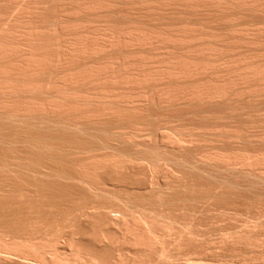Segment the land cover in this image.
<instances>
[{"label": "bare ground", "instance_id": "obj_1", "mask_svg": "<svg viewBox=\"0 0 264 264\" xmlns=\"http://www.w3.org/2000/svg\"><path fill=\"white\" fill-rule=\"evenodd\" d=\"M133 1L131 2V0H130L129 1L130 4H129L128 2L125 3V2H122L119 0V4H120V2H122L124 4L123 6L125 7V9L127 8L126 6H129L128 9H130L131 7L133 9V6L135 5L133 3ZM137 1H139V0H137ZM137 1H135V3ZM140 1L143 2V0H140ZM146 1L147 0H145V3L143 2L142 6L140 4L141 2L140 3L137 2L138 3V4L136 3L137 7H136V5L134 7L137 8V11L139 9L142 10L141 8L143 6L147 7L145 9H147L149 13H147V11L146 12L141 11L144 14L143 13L140 14V10L138 12H136V11H133L131 9L130 10L126 9V11L127 10L129 12L132 11V13L130 12V14H128L129 13L128 11H127L128 13H126V11H124V13L120 12V10L123 11L125 9L121 8V7H123L122 5L120 6V9H119V7H118L119 5H117V3H118L117 0H0V108H1V110H0V199L5 197L4 194H6V193L7 194L9 193L8 197L11 198V199H8V201H9L8 203H7V201H5V202L3 201V199L6 200L5 198L0 200V207L1 208L3 205L6 206V203L8 205L10 203V201L12 202V203H10V205L13 204L12 205L13 208H14V204L20 203L21 200L19 197L22 195V191H23L22 188L23 187H24L23 188L24 191H26V189L32 190L33 188H31V187H35V189L36 188L37 189L38 188L43 189L46 187L48 189L50 187H53L55 190H57L56 188L61 189V192L63 189H65V190H69V194H71V193L74 194V191H79V193H75V194H81L83 197H85L84 195H88L87 193L90 191V192H93L90 195V198H91L92 194L93 195L95 194L94 196H96L100 193V192L98 193V191L100 189L98 190V188H97L100 186V182L103 184L105 182L109 183L108 181L110 179V181H113V183L115 182L116 185H113V183L111 182L113 185V188H115L117 186V182H116L117 180L119 182L122 180L124 181V179H125L124 178L125 175L123 176L124 173H127V171H129L130 174H132V172L136 171L133 169L134 171L132 170V172H131L132 162H133V164L135 163V164L139 165V166H137V167H139L137 169V171H140L139 169H140V166H142V164H143V166L144 165L148 166V165H150L149 161H151V162H153V166H156L160 160H161V162L163 161L162 162L163 164L161 163V165H163V166L165 165L168 167V165L172 163L171 166H173V164H174V166L179 167V168H176L174 166H173V168L168 167L171 170H169L166 167L168 169L167 170L165 168V170H167V172L172 171V169L174 171V168H175V169H177V171H179V173L187 171L186 173L188 174L189 172H191L192 174L190 173V175H192V176H190L188 174L190 176V178L191 177L193 178V174H194L195 178L197 176L198 177L200 176V178L203 177L205 179H209L207 181L209 182L210 186L208 185V182H207L206 187L209 186L210 189L212 188L211 191L213 193L215 192L216 195L221 190H223V189L226 190V188L229 190V188H232V187H235L236 189L238 188L239 190L247 191L246 192L247 195H248V191L250 193L251 191H253V189L256 190V188L264 190V108H263L264 106L262 105L264 103V100L262 99L264 97V93H262V92H264V90H259L261 92L258 93V89H262L263 85H264L262 83V79L264 80V63H260V61L256 62L257 61L256 56H255V60L253 58L254 57L253 54L257 55L258 52H261V51H259L261 49V45H260L261 43L259 44V42L262 41V39H264V34L263 35L260 34L261 32L264 31V0H224L223 4L224 5L226 4V6L228 8H233V10H234L233 13L237 12V10H238L237 13H239V15L242 14L244 16L243 17L240 15V17H242V19L244 21H241L242 19L239 17V19H237V20L238 21L240 20L241 23L233 24V26L238 25L240 27H243L244 29L241 28V32L243 30L244 31H246L248 29L250 30V31L248 30V32H249L248 34L244 31H243L244 33H242V34H244V36L246 34L248 35V36H245L244 39L249 38L248 40H251V41L246 40L245 42H247V44L249 42L251 45L253 43V45L255 46L256 45L255 42L257 41L256 43L260 45L259 48L254 47V49H256V48L258 49V50L256 49L257 51H255L252 48V46H251V48L254 51H251L252 49L248 50V49H250V48H248V47H250L249 46L250 44L248 45V47H247L248 49H246V51L244 50L246 46L243 48L241 47L242 50H244L245 52L243 51V55H241V53L238 54V55H240V57L244 56L245 53H248V54L252 55L253 57L250 56V57H252V60L248 59V57L245 58L246 55H248V54H246L243 58H239L238 61L241 64H239V65L236 64L237 66L236 65H234V66L229 65L228 66V64H232L231 62H233L235 60L228 58L230 56L228 53H226V49H227L226 47L227 46L230 47V45H229L230 43H228L226 46V43L228 42V38L230 39L232 37V36L230 37V35L232 34V32L235 31V30L234 31L232 30L231 25H230V31L231 30L232 31H231L230 35H229V33L226 34V32L224 35H221L222 37L227 35L226 36L227 42L225 41V44L223 41L224 38L222 39V41H223V43H222V41L220 39V37H221L220 35L217 36V34L216 35L213 34V36H212V34L210 33L211 34L210 36H212V37H216V36L219 37L220 41H216L215 39H218V38L216 37L213 39L211 37V40H210L209 39L210 38L209 33H208L207 36L209 38L206 36L207 39H209L208 41H210L212 43L215 41L216 43L215 42L214 43H215V47L217 49L214 47V43L212 45V43L209 42V44L207 45V43L205 42V44H204V42H202L203 41L202 40L201 42L205 46L207 45L210 47V48L207 47V49H206V47L203 44H200V42H199L201 40L200 37L202 35L205 36L206 32L204 33L203 31H201L202 32L201 33L200 28L199 29L195 28L196 27L195 23L197 25L198 22H194L193 26H195V27H193L190 22H192L194 19L192 21H188V20H190V18H188V19L185 18V19H183L185 21V23H187V21H188V23L191 24L190 25L187 23V24H185L186 25L185 26L183 23L184 21L181 19V15L182 14L185 15L184 13H186V12H182V10L180 9L182 6H179V5H182V3L184 5L189 0L188 1L185 0L186 2L184 0H181L182 2L180 0H178V2H176L177 4L172 3V5L174 6V9L176 10L178 8L177 5H178L179 1L181 2V4L178 5L179 6L178 11H175V12L172 10L173 6L171 4H170L171 6L169 4H168L169 5L168 7L165 6L166 3L169 2V0H167V1L163 0L165 3H162L163 4L162 6L157 5L160 13H161L160 9H163V10L166 9L164 14L162 12V14H163L162 18H164V16L167 15V11L171 12V10H172L173 13L175 14V16H178L177 13L180 12V14H181V15L179 14L180 18L178 17L177 20H181V22L183 21L182 22L183 26H185L183 28H185V30L188 28L187 26H191L189 30L191 31V28L193 27L192 32L194 35H197L199 32L202 34V35L200 34L201 36H199V34L197 36H195L194 40H196V38L199 37L200 40L198 41V38H197L196 44H200L199 46H201V47L203 45L205 47L206 51H209V49H211V45H212V47H214V49L216 51L220 50L222 54L225 51L224 54H225L226 58H228L229 60L231 59V60L230 61L227 59H226V61L223 60V62L220 63V65L223 64L222 65L223 67H220L219 62L222 61L223 57H225V56L222 55L223 56L222 58H219L220 56L217 57L218 56L216 54L217 52L214 51V49H211V50H213L215 53L212 52L213 54H211V53L209 54V52H208V53H206L207 54L206 55L203 53L204 47L201 48L203 50V52L201 50H199V51H201L199 54L200 55L199 57L201 60H203V62L202 61L201 62L204 64L200 65L199 63L194 62V59H198V57H197L198 55H196L197 52L194 53L197 49H195L194 46L191 48L190 44L193 42V41H191L192 38H190L191 40L188 38L189 41H191V42H189L187 39L188 36L186 38H183L185 35H183V37H182V35L179 34V33H181L180 30H182V33L186 32L185 30L183 31L182 27H181V29L178 30L179 24L181 23L180 21L176 20L177 22L175 21L174 24L172 22L171 23L169 22V24H171V25H169V27L170 26L171 27L176 26L175 28L170 27L171 28L170 31H169V28L167 27L168 23H166V24L164 23L165 24L164 26H161L163 24V23H161L159 25V29H158V25L155 26V27H157L158 31H156L155 30L156 28L154 27L155 28L154 30L158 34L159 30H160V32L163 30V29L161 30L160 27L163 28L167 25L166 27L168 29H166V27H165V29H166L165 33H166V31H169L171 36L172 35L175 36L173 34L174 32L173 33L171 32L172 29L178 30L179 33L177 36H179V35L180 36H179V38L177 36H175L177 39L176 38L173 39L174 38L173 36H172L173 38L169 39L168 32L166 33V34H168L167 35L168 38H167L164 35V30L161 32L163 34L159 33L162 35L160 37H156V34L154 36L151 32L147 31V30H150V29H147L148 27L150 28V25L148 24V22L147 23L144 22L145 24H148V27H147V25H143L144 23L142 20L145 18L146 15L148 17L147 19H154V15H153L154 11H152L153 7L151 6L152 7L151 8L149 4L150 3L154 4V1H157V0H151L152 2L150 0H148V1H150V3H148V1L146 3ZM158 1H161V0H158ZM163 1H161V2H163ZM174 1H177V0H173L171 2H174ZM197 1L200 2V0H197ZM197 1H193L195 3V4L194 3L193 4L196 6H199V5H197ZM204 1L205 0H202V2H200L198 4L204 5L206 3ZM206 1H208V0H206ZM212 1L210 0L206 3V5L204 6L206 8H205V10L203 9L204 10L203 14H205L206 10H207L206 13H209V11L211 12L212 7H214V6H211V5H213L211 3H215V5H217V7H220V4H221V7L223 6V4H222L223 0L222 1L219 0L221 3L218 1L217 4H216L217 1L216 2H214L215 0L213 2ZM161 2H156V3L161 4ZM171 2H169V3H171ZM209 2H211V3H209ZM191 3H192V1H191ZM191 3L189 2L188 4H191ZM125 4H126V6H125ZM139 4H140V7H139ZM147 4L149 6H146ZM188 4L186 3L184 6H187L186 8L190 9L191 5H192V8L194 7L193 10L191 9V10L187 11V10H185L186 9L185 8L183 11H187V13L190 11L188 14H190L193 11L191 13V15H193V13L195 15L196 12L198 11L197 9H199V8H197L193 4H191L190 8H189ZM207 4L209 7L211 6V8L207 9L208 8ZM203 5H201V6L203 7ZM163 6H165V7H163ZM226 6H224V8H223L224 13H226L228 10H229V14L232 13L233 10L228 9ZM115 7H118V8H115ZM144 7H143V10H145ZM169 7H171L172 9ZM195 7H196V9H195ZM202 7H200V9H202ZM150 8L152 10H150ZM183 8L184 7H182V9ZM226 8L228 9L227 11H226ZM158 9H156L155 11L158 12ZM168 9H170V10H168ZM200 9L198 12H200V13H201V11L203 12V10L200 11ZM214 9H213L214 12H216L215 14H217L218 12H219L218 15L224 14L222 12L221 8H219L220 11H219V9L217 10V8H215V7H214ZM179 10H181V11H179ZM195 10H197V11L195 12ZM213 10H212V12H213ZM116 11H118L117 16L114 15V14H117ZM133 12H135V13H133ZM170 12H168V14L173 15V13L172 12L170 13ZM220 12H222V13H220ZM137 13L140 16L145 15L141 20V22L143 24L140 23L141 17ZM145 13H147V14H145ZM158 13H157V15L159 16ZM122 14L124 16L126 14L127 17H128V15L129 16L131 15L132 17L131 16L128 18L125 17L127 19V21H126V19H123L124 21L122 20L120 22L122 17L124 18V16H122V17L120 16ZM150 14H151V16H150ZM188 14L186 15V17L188 16ZM229 14L227 13L224 15H220V16H225V15L227 16L228 15L227 17L226 16L223 17V19H226V21L224 20L226 23H228V22L230 23L231 20H229V19H233V20L235 19L236 20V17H234L235 14L230 15L231 18H229ZM244 14L249 15L250 17H248V16L247 17L250 18L251 20H248L245 22L244 18L246 16ZM191 15H189V16H191ZM114 16H116V17L119 16L118 18L121 17V19L120 20L117 19L118 20L117 21L115 19L116 17L114 18ZM133 16H134V18L138 17V19H134L136 21H134L132 19L133 20V23H132V20L130 21V19L133 18ZM158 16H157V19L161 18V14H160V17H158ZM235 16H237V18H238V15H235ZM227 18H229L228 19L229 21L227 20ZM233 20H232V22H233ZM246 20H247V18H246ZM171 21H172V19H171ZM116 22H117L116 25H118L120 23H125V22H128V24L130 22V24H129V26L127 23L125 24L126 26L123 24V26L125 27V28L123 27V29H122V24H121L120 25L121 29H118L120 26L116 27V25H115ZM134 23L141 26V27L139 26L140 28L138 27L139 30L137 29V26L134 25ZM236 23H238V22H236ZM131 24H132V26H130ZM175 24H177L178 27ZM155 25H156V23H155ZM133 26L136 28L134 29ZM210 26H211V24H210ZM144 27L145 28L147 27L146 28L147 30ZM222 28H224V27L222 26ZM193 29H194V31H196V33H194ZM219 29L217 28L218 31H219ZM143 30H145V31H143ZM205 30H207V29H205ZM227 30H228V28H227ZM251 30H253V31L255 30L254 31L255 33H256V31L257 32L261 31V32L257 33L256 37H255L254 32H253L254 34L250 33V32H252ZM146 31L153 36L147 34ZM155 31H154V33H156ZM178 31H176V32H178ZM187 33H190V32H188V30H187ZM234 33H233V35L235 37ZM249 34H252L254 36L249 35ZM258 34L263 36L262 39H260L261 37ZM228 35H229V37H228ZM190 36H191V34H190ZM249 36L250 37L252 36L251 38H257V39L252 40V39H250ZM161 37H164V38H161ZM180 37H182L183 40ZM206 37H203V39H205ZM234 37H233V39H235ZM258 37H260V38L258 39ZM207 39H205V41ZM240 39L241 38H239V40ZM244 39L240 40V41H243L242 44L245 45ZM176 40H178V42L180 43L178 45H181V43H183L184 40H187L186 42L188 44L190 43L189 44L190 47L185 42L184 44H186V45L183 44L184 46L181 45V47L178 48V45H174V42H177ZM212 40H214V41H212ZM254 40H255V42H253ZM258 40H260V41L258 42ZM180 41H183V42H180ZM229 41L231 42V45H233L232 47H230L232 49L229 48V50H233L234 48L238 49L237 47H235L236 45L234 46V44H236V43L233 42L232 39H230ZM235 41H236V39H235ZM240 41H237V43L238 42L240 43ZM167 42H169L171 44L173 43V45H170L169 43L165 44ZM217 42L218 43L221 42L220 47H217V45H218ZM148 44L150 45V47H151V45L155 46L154 48H152V49H156L155 51H157L159 49L160 50L162 49V51L160 52V50H159V51H157V53L156 52L152 53L154 51L153 50L150 53H148V51L151 49V48L147 47ZM242 44H241V46H242ZM259 45H257V46H259ZM262 45H264L263 42H262ZM144 46H145V50H147L146 53H148L150 55L145 54V52L143 50ZM174 46H176V48ZM222 46L223 47L225 46L224 47L225 50H224V48L222 50L219 49V48H222ZM138 47L139 48L143 47V48L138 49ZM182 47H183V49L186 47L187 48L186 50L189 49L188 53H189V51L193 50V52H191L192 54L189 53L190 55L186 56L187 54L185 52V49H184L185 54L183 53V49L181 51H178ZM169 48H170L169 52L173 49L172 50L173 54H172V52H170V54H169V52H167L166 49H169ZM190 48H191V50H190ZM262 48H264V46H262ZM119 49H121V50L119 51ZM174 49H176L178 52L174 51ZM235 49L233 51H235ZM122 50H123V52H122ZM164 50H166V53H164L165 52ZM211 50H210V52H211ZM236 51H239V50H236ZM236 51H235L236 54L239 53ZM121 52H122V54H124V52H127V53H125V56H124L121 54ZM142 52H144V54ZM158 52H160V53H158ZM175 52L179 53V55H181V56L177 55ZM228 52H230V51H228ZM240 52H242V51H240ZM255 52H257V54ZM155 53L157 54L156 55L157 57H159L158 55H160V59L158 58V61L157 60L155 61V59H157V57L155 56ZM235 53H233V54H235ZM126 54H127V56H126ZM142 54L145 57L147 55L148 58L149 57L151 58V56H152L151 54H153V56L156 58L153 59V61L150 59H148L150 61H145V57L142 56ZM174 54H176V55H174ZM214 54H215L216 58H213ZM226 54H228V57ZM119 55H120V57L122 56V58L124 56L126 59H129L130 61L129 60L127 61L125 58H124L125 60L123 59L124 61L123 60L119 61V58H118ZM129 55L131 57H128ZM161 55H162V57H161ZM164 55H166V57L163 59ZM194 55H196V56H194ZM209 55L211 58L209 57ZM211 55H213V56H211ZM237 57H239V56H237ZM257 58L259 60L260 56ZM262 58L263 57H261L260 60ZM246 59L249 61H245ZM116 60H118V62ZM253 60H254V62H253ZM206 62H209V66L211 64V67L215 64L217 66V68H214L215 65L212 68H210L209 66H206V64H207ZM216 63H218V64H216ZM51 64H53V67L50 68V66H52ZM135 64H136V66H135ZM54 65H57L58 67H56ZM108 65L111 67V69L109 68ZM140 65H142V66L144 65L147 67H142ZM225 65H227L228 67L224 68ZM114 66L116 68H114ZM44 67L46 68V70L44 69ZM52 68H54V69H52ZM220 68H222V69H220ZM230 73L235 74V76H233L234 74L232 75L233 77H236L235 79H237V77L242 78V80L247 79V78H252L253 82L252 81L251 82L244 81L245 84H244V86H242V83H244V82H242V80L240 79L237 86L239 85V83L242 82L241 83L242 87L239 86L240 88L239 87L236 88V86H234L236 89L228 88V87L232 86V84L230 83L231 85H229L227 83L233 82V81H231V78H233V77H231V76H230L231 78L229 77V75H231ZM222 74H228V76L224 75V77H223ZM210 75H211L210 80L214 81V83L216 81V84H218L217 83L218 78L216 76L219 75L218 77H223V79L219 80V82L223 81V83H221V85H219V84L216 85L212 82L214 84V86H213V84L209 83V76ZM212 76H215V77L213 78ZM225 76L228 78L225 79ZM255 79H258V82L261 81V83L263 84L262 87H261V83L259 82L260 85L257 84V81ZM232 80H234V78ZM254 80H255V83L260 86V88L258 86V88L255 87L256 88L255 89L254 86H252L255 84L248 85L250 83H254ZM150 81H151V83H150ZM145 82H148L146 86H145V84H146ZM153 82H154V85H153ZM143 83H145V84H143ZM149 83L151 84L150 86H148ZM246 83H248V84H246ZM225 84H226V86L227 85L228 86L226 87ZM257 85H255V86H257ZM209 86L211 88H209ZM249 88H252V89L254 88L255 90L251 89L253 92L252 91L250 92ZM246 89L249 90V92H247ZM259 99H262L263 101L262 100L259 101ZM244 101L246 102V104ZM250 101L251 102L255 101V103H257L259 101V102H262V104L260 103V106H259V102L257 104H255V103H251ZM239 103L245 104L248 107H245V105H242L243 106L242 107ZM247 104H249L250 106L252 105V108ZM151 105H153L152 107L154 109L155 108H158V110L163 109V111L162 112L159 111V113H158L157 109H155L157 112L153 109L155 111L156 116L154 114L151 116V117L154 116L153 117L154 120L152 122L151 121H150V123L145 122V126H147L148 128L145 127V129H147V130L142 131L143 127L140 126L142 124H139V125L133 124L135 122L134 121L135 118L133 119V117H134L133 112L136 115L137 110H141L144 108L143 110L145 111V110H147L145 108L150 107ZM179 106L183 107V108H186L188 106V107H190V109L188 107L186 109L181 108V110H184V111H181V110H179V108H180ZM171 107H172V109L174 107V110H176V107H178L177 111H178L179 117H178V115L175 116V115L171 114V112L173 113V111H174L171 109ZM2 108H3V110H2ZM168 108L171 109V112ZM192 108H194V109H192ZM247 108H249V109H247ZM167 109H168V112H166ZM239 109H240V111H237ZM243 109H245V111ZM185 110H186V112H185ZM249 110H251V111H249ZM70 111L71 112L73 111L72 112L73 114H71ZM74 111H76V112H74ZM149 111L150 110L148 109V112ZM151 111H152V109H151ZM179 111H181V112H179ZM235 111H237V113ZM37 112H39V114L36 115ZM131 112H132V114H131ZM163 112H164V114H163ZM184 112L189 116H187ZM239 112H240L239 115H235V114H238ZM60 113H61V115L62 114L63 115L61 116ZM74 113H76V114H74ZM160 113H162L165 117L161 114L163 117L159 118V117H161ZM169 113L171 115H173L174 119L172 118V116ZM174 113H175V111H174ZM70 114H71V116H70ZM127 114H128V116H126V118H125L124 116ZM180 114L184 118H182ZM184 114H185V116H184ZM130 115H131V117L133 115L132 119L134 122L133 121L130 122V119H129ZM191 115L193 118L197 117V119H196L198 121V122L196 121L197 123L195 122V119H193V121H192ZM240 115L247 116L246 117L247 119L245 118V116H243V119H242L243 124L241 122H239V121H241V120H239V119H241ZM170 116L172 118L171 120L169 119ZM236 116H240V118H238V117L236 118ZM123 117L126 120H128V119L129 120L125 121V119ZM127 117H128V119H127ZM149 117H150V115L148 116V118ZM176 117L178 118V123H179V121H181V122L184 121L183 122L184 124L187 123V122H185V120L187 121L191 118V120H189V123L192 122L191 124H194L193 128L191 127L190 124H189L190 127H186V125L188 123L186 125H184L185 127L183 126V123H182V126L184 129L190 128L192 131L190 129H188V132H186L187 130H185V133H182L184 131V129L182 128L183 129V130H181L182 132H179L180 131L179 129H181V126L178 124V126L180 128L178 127L179 128L178 129L176 127L177 126V122L175 119ZM186 117H188V119ZM80 118H82L85 121H83ZM85 118L87 119V121ZM120 118L124 119V120L121 119L122 121H125V122H123L124 124L121 123ZM180 118H182V119L180 120ZM232 118H234L233 119L234 122L232 120H230ZM137 119H139V118H137ZM183 119H185V120H183ZM102 120H104L105 122H103ZM172 120H173V125L174 126L176 125L175 127H176L177 132L172 129L174 126L171 127L172 125H169L170 126L169 127L167 125L170 122L172 123ZM207 120H209V121L207 122ZM229 120L232 121L233 123L236 122L238 124H242L243 127L241 125H240L241 128H240V126H235L237 124L236 123L231 124V122ZM228 121L230 122V125H228L229 124ZM126 122H127V124H128V122H130V123L133 122L132 123L133 125L130 123H129L130 126L127 124L125 125ZM175 122H176V124H174ZM96 123H98V125H95ZM101 123H103L104 125ZM99 124L102 126H100ZM135 125L140 126V127H135ZM128 126L129 127L132 126L131 129H129ZM229 126H232V129ZM226 127H229L230 129L229 128L226 129ZM23 128L25 129V131ZM126 128H128L129 131H127ZM21 130L24 131V132H22L23 134H21ZM98 130H99V132H98ZM93 131L94 132L96 131L97 133H101L100 135L103 137V140L101 141L99 138H102V137L101 136L99 137V135L96 133L97 137H99V138H97L98 140L95 138L97 140V142H95L96 140L94 141L96 145H94L93 143L91 145H89L88 143H85V146H82V145L79 146V144H80L79 143V144H76L74 146H71V143H73L71 141H73V139H75L76 136H78L79 134H83L84 136H85V134L91 135L92 133H94ZM96 134H94V136H96ZM80 138L82 139L83 137H80ZM92 138L89 137V139H92ZM150 138L153 139L151 141L154 144L147 141V139H150ZM145 140L147 142H149L148 144L151 143L152 145H150V146H152V147L147 145V142ZM88 141L91 142L90 140H87V142ZM19 143L22 144V147H21L22 149H19L16 147V145ZM63 143H68V144L65 147V146H62ZM74 143H76V142H74ZM20 144H19V146H20ZM245 144L249 145V146L246 147ZM87 145H89V146H87ZM67 147H72V148L66 149ZM57 149H59V150L55 151ZM185 150H187L186 151L187 153L184 152ZM183 152L186 153V155ZM188 152H189V154H188ZM162 159H165V164H164V160H162ZM143 161H147L149 164L148 163L144 164ZM166 161H168V162H166ZM169 161H170V163H169ZM125 162L128 165H129V163H131L129 169L127 167V170H126L125 169L126 167H125V168H123V169H125V170H123V172L121 170L119 171V169H121V167H124L125 165H127V164H125ZM141 162H142V164H139ZM166 163L168 165H166ZM154 164H156V165H154ZM108 165H110V167L113 166L112 168L109 167V170H108L109 172H110V170L112 171V169H114L116 171L117 168L115 169L114 167L120 166V168L117 170V172L118 171L121 172V173H119L120 175L114 171L107 173V171H106L107 169H105V166H108ZM161 165L159 162L157 165V166H159L158 168H160V167L163 168V166H161ZM151 167H152V165H151ZM156 167H152L151 170H153ZM141 168H143V167H141ZM99 169H102V171L104 170L105 171V172H103L104 174L102 172H100ZM145 169H143V170H145ZM149 169L150 168H148L146 170H149ZM156 169H155V171H153V173L149 172L150 175L151 174H152V176L155 175ZM163 169H160L163 171V173L162 172H160V173H162L163 175H164V173H166V175H168L167 172L166 171L164 172ZM143 170L141 171V173L143 172ZM160 170L157 169L158 172ZM96 171L98 173L100 172V174H99L100 176L102 173V176L106 175L104 177L108 178L107 179L108 181H98V184H97L96 180H93L94 182L96 181L95 184L97 185V187L93 184L94 182L92 183L91 180H89L91 177L90 176L91 173H94L93 178L96 176H97V178H99V175L95 173ZM154 172H155V174H154ZM111 173H113V174H111ZM115 173H117V176H114ZM134 173L140 174V172L139 173L134 172ZM160 173H158V175ZM176 173H178V172H176ZM176 173H174V174H176ZM179 173L177 174V176L179 175ZM109 174L113 178L111 176H109ZM87 175L90 177L87 178ZM158 175H155L154 178L156 179V177ZM182 175L185 176L184 174H181V176ZM120 176H122V177H120ZM144 176H145V174H144ZM177 176H175V178H174L173 176L168 175L167 179H162L163 183H164V180L166 181V185L164 184V186H162L163 184L162 185L160 184L162 182L158 183L160 179L158 180V182H156L159 184V186H158V184L155 183V181H157V180H155L154 183L157 185V187L160 188L162 186L163 188H160V191H159V189H157L156 186H154L156 188L155 189V188H153V185H151V186H149V189H147L146 194H152V192H150V190H151L150 188H152L153 192H155L154 195L152 194L153 200L155 199L154 197H156L157 200L155 199L156 201L155 200L154 201L159 202L157 196H160L162 193L161 196L166 197V195H165L166 193L170 194L169 191L172 193L173 190L175 191L174 188L177 189L179 187L178 186V185H180L179 180L178 179H177L178 181L176 180ZM109 177H111L112 180ZM114 177L115 178L117 177V178L114 180ZM138 177H140V176H138ZM159 177H160V175L157 178H159ZM169 177L171 178V181H172V183L169 182L171 184H167L168 183L167 180L170 179ZM97 178H95V179H97ZM118 178H120V180ZM172 178H174L176 180V182H178V184L176 182H173L175 180H173ZM184 178H186V177H184ZM91 179H92V177H91ZM181 179H180V182H181ZM103 180H105V179H103ZM135 180H136V178H135ZM150 180L152 181L153 179H150ZM211 181L214 183L213 185H212ZM137 182L133 181L131 183L132 185L134 183L133 188L138 187L139 189L140 188L144 189L143 186L145 184L140 185V181L138 182L139 184ZM143 182L147 183L148 181L147 182L143 181ZM152 182L147 183V184L148 185L154 184ZM203 182L205 183L206 180H204ZM175 183L177 185H175ZM200 183H201V181H200ZM103 184H101V186H100V187H102L101 191L105 189L104 192L105 191L108 192V185L105 184L107 186V190H106V188H104L106 186L105 185L102 186ZM137 184L139 186H136ZM191 184L193 185V183H191ZM191 184L190 185L188 184V185L191 186ZM20 185L22 187H20ZM123 185H121V186H123ZM167 185L168 186L170 185L169 187L173 188V189H170L169 191H167L169 188ZM171 185L173 187H171ZM211 185L214 187V189H213V187H211ZM181 186H182V184L180 185V187L178 189H180ZM118 187H119V185H118ZM144 187L148 188V186L147 187L144 186ZM164 187H168V188L164 189ZM113 188L111 187V191ZM40 189H38V190H40ZM50 189H52V188H50ZM137 189L136 188H135V190L131 189V191H134L133 193H135V191H137ZM154 189L156 191H154ZM161 189L166 190V193H164ZM215 189H217V190H215ZM71 190H73V192H71ZM188 190H190V189H188ZM193 190H194V188H193ZM218 190H220V191H218ZM27 191H29V190H27ZM80 191H83V194L84 193L85 194L83 195L82 192L80 193ZM113 191H114V189H113ZM32 192H33V190H32ZM58 192H60V191H58ZM102 192H101V194H102ZM107 192H106V195H104L105 193L103 195L107 196V194H109ZM191 192H192V190H191ZM64 193H65V191H64ZM66 193H68V191H66ZM96 193H98V194H96ZM115 193L116 192H113V194H115ZM137 193H139V192H136L135 194H137ZM141 193L142 194L136 195V201L138 199L137 204H139V197H141L140 195H143V192H141ZM189 193H190V191H189ZM27 194H28V192H27ZM27 194L26 195L24 194V196H27ZM34 194H35V191H34ZM41 194H42V192H41ZM44 194H45V192H44ZM101 194H99V195L101 196ZM252 194L254 195L253 192H252ZM2 195H4V196H2ZM29 195L33 196V193L29 194ZM60 195H61V193H60ZM103 195H102V197H103ZM115 195H118V194L116 193ZM126 195L124 196L125 198H127ZM131 196H132V194H131ZM144 196H145V193L143 195V198H144ZM146 196H145V198H146ZM161 196H160V198H161ZM206 196H208V197H206ZM206 196H204L205 198L203 199V200H205V202H206V198H208V200H209V198L211 199V198L215 197V196H213V194L212 195L206 194ZM209 196H211V197H209ZM227 196H228V194H227ZM254 196L260 198V201H263V200H261L262 198L264 199V195L260 194V192H258V194H255ZM96 197H98V196H96ZM102 197H99L98 199H95V198L94 199L96 200V202L98 200V203H99L100 202L99 199H102V202L105 200H108V202H109V199H107V198H111V197L107 196V198H105V200H104ZM152 197H151V195L147 196V198H149L150 199L149 201H151V202L153 201L151 199ZM163 197L161 198L162 201H163ZM256 197L255 198L253 197V198L256 199ZM23 198H25V197H23ZM30 198H27V199L30 200ZM86 198L88 199L87 201H89L88 196H86ZM118 198H119V196H117V200L120 201V199H118ZM133 198H135V197L133 196ZM145 198L141 202V200H142V197H141V200H140L141 206L140 205L136 206L137 205L136 203L132 204V200H128V199L123 198V201H126V200L129 201V202H127L128 206H129V204H132L130 206H133L135 204L133 206V207H135V209L133 208L132 210H135V211L137 210V212H136L137 214H135L134 211L129 210L132 207L128 208V206L126 204L125 205L127 207L124 205V203H126V202H122L123 203L122 205H124V206H121V207H123L121 209H127V211L129 210L131 212H134L133 213L134 216L133 215L132 216L127 215V216L133 217V219H135V220L137 219L138 221L142 222V223L138 222L140 225L144 224L143 226L144 227L146 226V234H147L146 236L144 234L145 230L143 231L145 239L141 236H136V237H139V238L141 237L144 240L147 239L145 241V242L148 241L147 245H149L148 244L149 239L153 238L152 240H154L155 234L156 235L158 234L156 232L160 233L161 229L165 234H169L171 231H173L172 229H174V230L176 229L174 234L177 237L178 236L183 237L185 235L186 239L188 237H190L193 232L195 234H196V232H198L194 227H193L194 230H192L193 229V228H191L192 225H191V227H189L192 232L189 230V228L187 230V229H185L184 226L181 227L182 225L179 226V230H177L178 226H173L174 225L173 218L172 219L168 218V217H170V216H168L170 214H167L168 213L167 211H166L167 212L166 217L164 216V220H166L165 221L166 223L163 222L165 224H162L163 220H160V219H161V217H163V215H165V214H163L165 212V208L163 207V209H162V207H161V209H162L161 210V209H157V207H158V205L160 207L161 205L163 206L164 204L163 203L162 204L159 203L158 205L155 204V206L157 205V207L154 208L155 207V206H153L154 201L152 202L151 205H148L149 201L147 199L146 200L147 202H145ZM33 199L34 198H32L30 201L35 200V199L34 200ZM75 199H77V198H75ZM22 200H24V199H22ZM78 200H81V199L79 198ZM110 200H112V199H110ZM200 200L199 201L201 204L199 202L198 203L201 206H199L197 203H195V204H197V206L199 208L193 207L192 209H190L191 211L193 209H195V210L197 209L196 212H198V210L200 212V207H202V203H203L202 199H200ZM1 201H2V203H1ZM82 201H85V198ZM87 201H85V202H87ZM91 201H93V199ZM134 201L135 200H133V202ZM172 201H175V200H172ZM196 201H198V200H196ZM45 202H47V201H45ZM49 202L51 203V201H49ZM112 202H113V200H112ZM188 202H190V201H187V203ZM205 202H204V204H205ZM243 202H245V199ZM38 203H36V204H38ZM89 203L93 204L94 201H93V203L90 201L88 202L87 205L90 206V207L88 206V208L85 207L87 205L84 206V204L82 203V205L86 208V210L90 209L91 211H95V210H92L91 207H96V208L99 207V205H98V207L96 205L98 203L93 204V206H91ZM144 203L146 205H144ZM207 203H209V202H207ZM44 204H47V203H44ZM102 204H104V203H102ZM111 204H110V206H111ZM217 204H215V205H217ZM261 204H263V203H261ZM115 205L116 204H114V206H111L112 207L111 211H113V207H114V209L116 208ZM119 205H121V201L119 202ZM119 205H118V208H119ZM257 205H255V206H257ZM18 206H19V204H18ZM24 206H26V205H24ZM101 206L103 207V205H100V207ZM217 206H219V205H217ZM12 207H11V210H12ZM45 207H46V205H45ZM84 207H83V209H84ZM100 207H99V209H100ZM106 207L107 206L103 207L104 211H105ZM111 207H110V209H111ZM136 207H138V208H136ZM5 208H3V209H5ZM17 208L18 207H16V209ZM28 208L29 207H27V209ZM96 208H93V209H96ZM118 208H117V210H118ZM153 208L160 211V213L162 211H164V212H162L163 215L162 214L159 215L160 219H158L159 218L158 217L159 212L156 210L154 211ZM170 208H172V207H170ZM183 208H185V207H183ZM183 208H181V209L183 210ZM187 208H189V207L187 206ZM187 208H185V210ZM258 208H259V206H258ZM6 209H8V208H6ZM99 209H98V211L96 210L97 213H99ZM110 209L108 208V211H110ZM213 209H216V207ZM225 209L222 210V212L226 213ZM248 209H250V208H248ZM248 209H247V211H249ZM100 210L102 211V209H100ZM182 210H181V213H182ZM261 210H262V208H261ZM14 211H17V210H14ZM104 211H103V214L109 213V212H104ZM124 211H126V210H123V212ZM186 211H188V210H186ZM186 211L183 210V213L184 212L187 213ZM193 211H192V213H194V218H195L196 214H195V211L194 212ZM238 211H241V210H238ZM67 212H68V210H67ZM72 212H74V211H72ZM217 212H219V210H217ZM258 212H260V210L257 211V213ZM15 213L16 212H13V216ZM183 213H182V215H184ZM190 213L191 212H189L188 215H190ZM192 213H191V215H192ZM228 213H230V212H228ZM251 213H253V212H251ZM257 213L255 215L251 214L253 218H255L254 216H256V215L258 216V217H256L255 220L252 219L251 217H250V219L247 217L248 219L246 220L247 221V224H246L247 227L246 228L250 229L251 231L253 230L254 227L255 228L253 231H255V229L260 231V229H259L260 225H262V224L264 225V223H263L264 222V217H263L264 214L261 216V217H263L262 218L263 222L261 221V219H259V217H260L259 214H262L263 212H261L259 214H257ZM117 214H119V212ZM126 214H128V213H126ZM242 214H241V216H242ZM245 214L248 215L247 213H245ZM229 215H231V214H229ZM73 216H74V214H73ZM119 216H120V214H119ZM156 216L158 218H156ZM1 217H3V214H1ZM184 217L186 218L185 215H184ZM184 217H183V219H184ZM31 218H33V217H31ZM165 218L172 220L173 225L171 223H170V225H168L169 222H171V221L170 220L167 221V219H165ZM174 218H175V216H174ZM223 218H226V217L223 216ZM223 218H222V220H223ZM239 218H238V220H239ZM111 219H113V218H111ZM119 219H121V221H122V217ZM156 219H158V221L161 224L158 223V221ZM189 219H188V223H189ZM226 219H229V218H226ZM2 220H4V219H2ZM7 220H8V218H7ZM61 220L63 221V219H61ZM130 220H131V218H130ZM34 221H37V220H34ZM156 221H157V223H156ZM224 221H225V219H224ZM4 222H5V220H4ZM167 222H168V224H167ZM175 222H177V221H175ZM212 222H214V221H212ZM259 222H260V224H259ZM1 223H3V222H1ZM25 223H28V222L25 221ZM29 223H30V221H29ZM29 223H28V225H29ZM128 223L130 224V222H128ZM128 223H127L126 228L128 230H130V228H132L134 226L132 224V227L129 226L130 228H128ZM177 223H179V222H177ZM188 223L183 222L181 224H184L185 226H187L186 224H188ZM238 223H240V222H237V224ZM244 223H246L245 219H244ZM257 223L259 224V227H258ZM33 224H31V225H33ZM59 224L60 223H58V225ZM122 224L125 225L126 221H124ZM156 224H159V226ZM208 224H209V222H208ZM155 225H156L158 230H159V227L162 225L160 227L159 231L157 229H155ZM171 225L175 228L170 229L171 227H169V226H171ZM197 225H198V223H197ZM203 225L204 224L202 223L201 227ZM210 225H212V224H210ZM242 225L243 224H241L240 227ZM256 225L258 228L256 227ZM23 226H24V224H23ZM33 226H35V225H33ZM248 226H251V227L254 226V227L250 228ZM2 227H4V226H2ZM18 227L19 226H17V230H18ZM228 227H226V229ZM231 227H229V228L232 230L233 227L232 228ZM5 228L6 227H4L3 230ZM126 228H125V230H127ZM137 228H139V227H137ZM182 228H184L185 230ZM197 228H198V226H197ZM207 228H209V227H207ZM234 228L236 229L237 227L235 226ZM243 228L241 227V231L244 234L245 232H243V230H245L246 228L245 229H243ZM25 229H26V227H25ZM25 229H24V231H26ZM30 229H31V227H30ZM95 229H97V228L95 227ZM217 229H218V227H217ZM235 229H233V230H235ZM247 229H246V232H247ZM137 230L139 232V229H137ZM195 230H196V232H195ZM206 230H208V229H206ZM229 230H225V233L228 231L227 232L228 235L231 234V236H233V234H235V233H233V231L231 233V230L229 233ZM6 231H7V228H6ZM12 231H14V230H12ZM42 231H43V229H42ZM44 231H46V230H44ZM130 231H132V230H130ZM140 231L142 232V229H140ZM209 231H210V229H209ZM251 231H250V233H252ZM258 231L257 232L255 231V233H258ZM5 232L2 231L1 233H3V235H4ZM33 232H34V229H33ZM59 232L60 231H58V233ZM201 232H203V231H201ZM131 233H132V235L135 234V232L134 233L131 232ZM227 233H226V236H227ZM240 233L241 232H239V233L236 232V234H238L237 237H239ZM242 233H241V235H242ZM247 233H249V230ZM262 233H264V231L262 232V226H261V231L258 234L262 235ZM23 234H25V232ZM45 234H46V232H45ZM61 234H63V233H61ZM110 234L111 233H109V235ZM170 234H172V232ZM221 234H223V238L226 237L223 231ZM245 234H244V236H245ZM258 234H256L257 237L259 236ZM3 235L2 236L0 235V237H3ZM20 235H21V233H20ZM25 235L27 236V234H25ZM25 235H23V236L21 235V236L24 238ZM139 235H142V234L139 233ZM159 235L163 236L164 234L163 235L159 234ZM159 235H157L156 241H157ZM199 235L201 236V234H197V237ZM215 235H218V234H215ZM215 235H213V236H215ZM246 235L247 236H245V237L247 238L248 234H246ZM249 235H253V234H249ZM4 236H7V235H4ZM39 236H40V234H39ZM126 236H127V234H126ZM147 236L149 237V239L146 238ZM166 236L168 238L170 237V235H165V236H163V238ZM194 236L195 235L191 236L190 238L193 239ZM235 236L232 238V240L235 238ZM244 236L239 237V239L243 242L246 240ZM262 236L261 237L259 236V239H261L260 242H263ZM14 237H12V238H14ZM17 237H15V238L18 239ZM22 237L20 238V236H19V238L21 240H19V239L18 240L22 241L23 240ZM33 237H36V236H33ZM108 237H111V236H108ZM121 237H123V236H121ZM181 237L179 239H181ZM255 237L256 236L254 235L253 239ZM25 238H29V240L25 239ZM25 238L23 240L25 242L27 240L29 242H32V240H33V241H35V243H37V240H35L34 238L30 239L29 234H28V237H25ZM218 238H219V236H218ZM223 238L221 237V239H223ZM250 238H251L250 240H248L249 238H247V241H246L249 244L253 240L252 236ZM2 239H4V238H2ZM14 239H11L8 242L6 241L7 244H9V242H10V245H8V246L12 247L13 245L11 243L15 244ZM80 239L81 238H79L78 240H80ZM179 239H177V242L178 241L180 242ZM182 239L185 240V237H183ZM195 239H197L196 236H195ZM205 239H206V237H205ZM225 239L223 240V242H225ZM230 239H231V237L229 238V240ZM243 239H245V240H243ZM18 240H16V242H18ZM152 240H151L150 245H152L154 242ZM197 240H199V239H197ZM200 240H204V237L201 238ZM207 240L208 239H206V241ZM237 240H238V238H235V241H237ZM263 240H264V238H263ZM28 241H27V243L22 242L25 244H21V245H23V247H27V246L30 247L29 249L31 252V249H32L31 247H33L32 244L34 242L28 244ZM156 241H155V243H156ZM206 241H204V242H206ZM6 242L4 243V245L6 244ZM116 242H118V241H116ZM172 242L174 243V241H172ZM187 242H190V240H188ZM194 242H196V241H194ZM197 242H199V241H197ZM220 242H222V241H220ZM253 242H255V241H253ZM18 243H20V242H18ZM18 243H16V244H18ZM158 243H160V242L158 241ZM184 243H186V242L184 241L183 244ZM200 243H202V241ZM206 243L207 244H204V246L208 245V242H206ZM259 243H257L258 245L256 243H255L256 245H253L254 249L260 245H261V247L263 245V248H264V244L261 243L259 245ZM16 244L14 246H16ZM38 244L40 245L39 242H38ZM38 244H36V246ZM209 244H211V243L209 242ZM135 245H136V243L134 244V246ZM173 245H175V244H173ZM178 245H179V243H178ZM246 245H245V248L248 246V245L247 246ZM14 246L12 247L13 251L19 250L16 248L19 245L15 247L16 249L14 248ZM42 246H45V245H40V246H38L39 248L37 247L38 248L37 249L34 245V249L36 248L37 250L42 252L43 251L42 248H41L42 251L40 250V247H42ZM49 246H46V247H49ZM117 246H119V245H117ZM171 246H172V244H171ZM176 246H177V244L175 245V247ZM214 246H215V243H214ZM11 247L8 249L11 250ZM59 247H60V245H59ZM195 247H197V246L195 245ZM201 247H203V245ZM209 247H211V245ZM179 248H180V246H179ZM3 249H6V248H4V246H3ZM20 249H22V246ZM27 249L28 248H26V249L24 248V250L27 251V253H30V252H28L29 250H27ZM43 249L45 250L46 248H43ZM49 249H50V247H49ZM52 249H51L50 253H52ZM61 249H62V247H61ZM162 249L163 248H161L160 252L163 253L164 251H162ZM166 249H168V248H166ZM172 249L170 251H172ZM185 249H186V247H185ZM190 249H191V247H190ZM205 249H206V247H205ZM243 249H244V247H243ZM257 249L259 250V247ZM68 250H69V248H68ZM154 250H152V252ZM206 250H209V248ZM25 251H24V253H25ZM39 251H38V254L40 255ZM47 251L49 253V250L43 251L42 253L47 252ZM69 251H72V250H69ZM247 251H249V250H247ZM7 252H9V251H7ZM21 252H23V249L21 251L19 250V253H21ZM74 252L76 253L77 251L74 250ZM199 252H201V251L199 250ZM206 252H208V251H206ZM3 253H4L3 256L6 257L5 251ZM42 253H41V256H39V257H41L42 260H46V262H47V259H45L47 254L42 255ZM72 253H73V251H72ZM75 253H73V255L70 254L72 257L68 256L69 253L66 254L68 257H66V255H65V257L68 259H69V257H71V259H72L75 255H78L77 253L76 254ZM106 253H107V251H106ZM166 253H168L167 250H166ZM178 253H177V255H178ZM209 253H210V251H209ZM9 254H11V253L9 252ZM13 254H14V256H16L17 260L21 256V255H19V256L15 255V253H13ZM16 254H18V253H16ZM161 254H160V256H161ZM179 254H181V253H179ZM246 254H247V252H246ZM171 255H173V254L170 253V256ZM177 255H175V256H177ZM219 255H220V253H219ZM42 256H45V258ZM197 256H199V255H197ZM4 257L0 259V262H1V260L3 261L5 259ZM24 257L22 256L21 258H24ZM47 257L49 258V256H47ZM50 257L53 260L55 259L52 255ZM75 257H77V259L79 258L78 256H75ZM189 257L190 256H188V258ZM117 258H119V257H117ZM169 258H171V257H169ZM56 259H57V257H56ZM79 260H80V258H79ZM139 260H142V259H139ZM164 260H166V259L164 258ZM228 260H230V259H228ZM18 261H19L18 263H20V261H23V262L26 261L27 262V259L26 260L19 259ZM171 261H174V260L171 259ZM189 261H191V260H189ZM39 262L40 261H38V263ZM49 262H50V264L51 263L54 264L53 262H55V261H52V262L49 261ZM56 262H57V260H56ZM81 262H83V261L81 260ZM97 262H98V264L100 263L99 261H97ZM116 262H117V260H116ZM218 263L220 264V262H218ZM31 264H33V263H31ZM69 264H71V263H69ZM136 264H137V262H136ZM169 264H170V261H169ZM210 264H211V262H210ZM222 264H224V263H222Z\"/></svg>", "mask_w": 264, "mask_h": 264}, {"label": "rangeland", "instance_id": "obj_2", "mask_svg": "<svg viewBox=\"0 0 264 264\" xmlns=\"http://www.w3.org/2000/svg\"><path fill=\"white\" fill-rule=\"evenodd\" d=\"M118 1V3H117V5H119L118 7H119V9H120V6L122 5H124L122 2H128L129 4H130V0H120V1H122V2H120V4H119V0H117ZM133 0H131V2H132ZM135 1H137V0H134L133 1V3L136 5V7H137V4L138 3H140L141 4V6H142V4H143V2L145 3V0H143V2L142 1H137L136 3H135ZM148 1V0H147ZM147 1H146V3H147ZM151 1V0H150ZM150 1H148V3H150ZM161 1H163V0H161ZM161 1H154V4L153 3H150L149 5H150V7L153 9H151L150 8V10H152V11H154V13H153V15H154V19H147L148 17H147V15L145 16V18L142 20V18L144 17V16H140L138 13V15L141 17H139L138 15V17L140 18V23H142L141 22V20L143 21V23L144 22H148V24L150 25V28L148 27V24H143V25H147V29H150V30H147L145 27V29L147 30V31H149V32H151L154 36H155V34H156V37H160V36H162L161 34H163V33H161L163 30H164V35L167 37V35L169 34V39L170 38H173V39H175L176 37L175 36H177L178 35V33H179V29H181V27H182V29H183V31L185 30V28H183V27H185L186 25L185 24H187L188 23V21H192L193 19L195 20H193L192 22H190L191 24H192V26H193V23L194 22H198V24L196 25V23H195V26H193V27H195L196 29L198 28H200V32L201 31H203L204 33H205V36H203L199 31V36H201L200 38H201V40L199 39V37H197L198 38V41L200 42V44H203L202 42H204V44H205V42L207 43V45L209 44V42L210 41H208L209 39L211 40V37L213 36V34L214 35H216L217 34V36L218 35H224L225 34V32H226V34L227 33H229V35H230V33H231V31L233 30H235L234 32H232V34L230 35V39H232V41L233 42H235L236 44H234V46L235 47H237L238 49H235V51L236 50H239V51H236V52H239V53H235V51H233V50H229V48L230 47H232L233 45H231V42L229 41L230 39L228 38V42H227V35L226 36H221L220 37V39H221V41H222V39L224 38V44H225V41L227 42L226 43V46H227V44L228 43H230L229 45H230V47L229 46H227L226 48V53H228L229 54V56L230 57H228V54H226L227 55V57L228 58H231V59H233V60H235V61H233V62H231L232 64H228V66L230 65V66H234V65H239V64H241L238 60H239V58H243L246 54H248V53H245L244 54V56H242V57H240V55H238V54H240L241 53V55H243V51L245 50L246 51V49H248V48H250V49H248V50H251L252 48L254 49V47H260V45H261V49L259 50V51H261V52H258V54H257V52H255L257 55H255V54H253V56L252 55H250V54H248V55H246V57L245 58H247L248 57V59H251L252 60V57L254 58V60H255V56H256V59H257V61L256 62H259L260 61V63H264V48H262V46H264V45H262V42H263V44H264V39H262V37L263 36H261L260 34H264V31L263 32H261V31H259V32H257L256 31V33L253 31V30H251L252 32H250V33H252V34H254L255 35V37H256V34L257 33H260V34H258L260 37H258V39L260 38V39H262V41H260V40H258V42H259V44H257L256 42H255V40L257 39V38H251L252 36H254V35H252V34H249V35H252L251 37H250V39H255L253 42H255V46L253 45V43H252V45L248 42V44H247V42H245L246 40L247 41H251V40H248V39H244V37L245 36H248L247 34L249 33L248 32V30H246V31H244V32H246L245 34V36H244V34H242V33H244L243 31L241 32V28L242 29H244L243 27H240V26H236V25H234L233 26V24H239V23H241V21H244L243 19H242V17H240V15L241 16H243L242 14H240L239 15V13H237L238 12V10H237V12H235V13H233L234 12V10H233V8H228L227 6H226V4L224 5L223 3H224V0L222 1V0H220V1H222V4H223V6L221 7V2L219 1V0H213L214 2H216V4L218 3V1L220 2L219 4H220V7H217V5H215V3H211V2H209V3H211V4H213V5H211V6H214L215 8H217V10L219 9V8H221V10H222V12L224 13V6H226L228 9H232L233 11H232V13L233 14H235V15H238V18H237V16H235L234 15V17H236V20L237 19H239V17L242 19L241 21L239 20H233V19H229V18H231V16L230 15H233L232 13H230L229 14V10L226 8V13H224V14H229V18H227V20L229 19V20H231L230 21V23L228 22V23H226L225 21H226V19H223V17H225V16H220V15H224V14H220V15H218V13L217 14H215L216 12H214V7H212V9H211V12L209 11V13H206V11H205V14H203L204 13V10H205V8L206 7H204L205 5H206V3L208 2V1H210V0H208V1H204V2H206L204 5L203 4H201V5H203V7L200 5V4H198V3H200V2H202V0H200V2H198L197 0H186V1H188V2H186L185 0V2L188 4L189 2L191 3V1H192V3L191 4H193L194 2L193 1H197V5H199V6H196V5H194V6H196L197 8H199L200 9V7H202V9H200V11L201 10H203V12L201 11V13L200 12H198L199 11V9H197V10H195V12H196V14L194 15V13H193V15H191V13L193 12H191L190 14H188L187 13V11L188 10H193V8H192V5L191 4H188L189 5V8H190V5H191V8L190 9H188V8H186L187 6H184L183 5V3H182V5H179V4H181V2L179 1V3H178V5L179 6H182V7H184L183 9H182V7L180 8L181 10H182V12H186L187 14H188V16L186 17V13H184L185 15H181L180 14V12L179 13H177L178 14V16H175V14L173 13V11L175 12V11H178V9H179V6L177 5V9L175 10L174 9V6L172 5V3H175V4H177L176 2H178V0L177 1H174V2H171V1H173V0H169V2H171V3H169V2H167L166 3V5L165 6H169L170 4L173 6L172 8L171 7H169V8H171L172 10H171V12L173 13V15H169L168 14V12H170V11H167V15L166 16H164V18H162V15L165 13V10H163V9H160L161 10V13L159 12V9H158V7H157V5L159 6V5H163L162 3H165L164 1L163 2H161ZM165 1H167V0H165ZM212 1V0H211ZM212 1V2H213ZM152 2V1H151ZM156 2H161V4H159V3H156ZM122 3V4H121ZM128 4V5H129ZM140 4H139V7H140ZM169 4V5H168ZM174 4V5H175ZM116 5V6H117ZM132 5V4H131ZM134 5V6H135ZM145 5V4H144ZM148 4L146 5V6H149ZM170 5V6H171ZM125 6H126V4H125ZM133 6V9H132V7L130 8L131 10H133V11H136V12H138L137 11V8H135ZM165 6H163V7H165ZM176 6V5H175ZM211 6L209 7L208 6V4H207V9H209V8H211ZM219 6V5H218ZM118 7H115V8H118ZM127 8L126 9H128V7L129 6H126ZM138 7V8H139ZM144 7V6H143ZM143 7L141 8L142 10H140V14L141 13H143V12H146L147 11V13H149L148 12V10L147 9H145V8H147V7H144V9L145 10H143ZM196 7H195V9H196ZM122 9L124 8L125 9V7L123 6V7H121ZM149 8V7H148ZM160 8V7H159ZM162 8V7H161ZM186 8V9H185ZM126 9L125 10H123V11H121L120 10V12L122 13H124V11H126ZM130 9H128V10H130ZM136 9V10H135ZM156 9H158V12L157 11H155ZM187 10V11H183V10ZM214 9V10H213ZM117 10V9H116ZM127 10V11H128ZM163 10V11H162ZM168 10H170V9H168ZM181 10H179V11H181ZM212 10H213V12H212ZM119 11V10H118ZM118 11H116V13L117 14H114V15H118ZM126 11V13H128ZM141 11H143V12H141ZM219 11H220V9H219ZM131 13H132V11H130ZM130 12L128 13V14H130ZM162 12H163V14H162ZM170 12V13H171ZM222 12H220V13H222ZM231 12V11H230ZM133 13H135V12H133ZM147 13H145V14H147ZM151 13V12H150ZM157 13L159 14V16L157 15ZM237 13V14H236ZM144 14V13H143ZM160 14H161V18H159V19H157V16L158 17H160ZM179 14L181 15V19L183 20V19H185V18H190V20H188L187 21V23H185V21L183 22L184 23V25L185 26H183V23L181 22V20H177L178 19V17H179ZM198 14V15H197ZM152 15V16H153ZM189 15H191V16H189ZM245 15V14H244ZM116 16H114V18L116 17ZM121 17L122 16H124L123 14L122 15H120ZM131 16V15H130ZM129 15H128V17H130ZM136 16V15H135ZM150 16H151V14H150ZM228 16V15H227ZM226 16V17H227ZM246 17L244 18L245 19V22L246 21H248V20H251L250 18H248V17H250L249 15H245ZM248 16V17H247ZM119 17V16H118ZM118 17H116L115 19L117 20H120L121 19V17L120 18H118ZM125 17H127L126 16V14H125V16H124V18L122 17V19L120 20V22L123 20V19H126ZM127 17V18H128ZM132 17V16H131ZM138 17L137 18H134V16H133V18H131L130 19V21L133 19H138ZM166 17V18H165ZM176 19H175V18ZM222 17V18H221ZM244 17V16H243ZM150 18V17H149ZM174 18V19H173ZM180 18V17H179ZM221 18V19H220ZM233 18V17H232ZM246 18H247V20H246ZM162 19V20H161ZM171 19H172V21H171ZM205 19V20H204ZM115 20V21H116ZM117 20V21H118ZM133 20H132V23H133ZM159 20V21H158ZM180 21L181 23L179 24V27H178V23L177 24H175V25H177V27H178V30H176V31H178V32H176L174 29H172V33L175 35V36H171L170 35V30H171V28H173V27H169V25H171V24H169V22L171 23H173L174 24V22L175 21ZM225 20V21H224ZM232 20H233V22H232ZM124 21V20H123ZM126 21H127V19H126ZM129 21V20H128ZM134 21H136V20H134ZM139 21V20H138ZM137 21V22H138ZM176 21V22H177ZM235 21V22H234ZM218 22V23H217ZM236 22H238V23H236ZM128 24V22H125V23H120V24H118V25H116L117 24V22L115 23V25H116V27H118V26H120L121 24H122V29H123V24L125 25V24ZM155 23H156V25H155ZM159 23V24H158ZM161 23H163L161 26H164L166 23H168V28H169V31H166V33L168 32V34H166L165 33V30L166 29H168L166 26V29H165V27H163V28H161L160 27V29L162 30L161 32H160V30H159V32H158V34L159 33H161V34H157V32L156 31H158L157 30V27H155V26H157L158 25V29H159V25L161 24ZM165 23V24H164ZM190 23H188V24H190ZM222 23V24H221ZM225 23V24H224ZM243 23V22H242ZM129 24H130V22H129ZM129 24H128V26H129ZM172 24V25H173ZM190 24V25H191ZM202 24V25H201ZM210 24H211V26L213 27H211L210 26ZM134 25H136L137 26V29H138V27L140 26V25H138V24H135L134 23ZM142 25V26H143ZM217 25V26H216ZM220 25V26H219ZM224 27V28H222V26ZM226 25V26H225ZM229 25V26H228ZM230 25H231V28H232V30L230 31ZM126 26V25H125ZM130 26H132V24L130 25ZM199 26V27H198ZM208 26V27H207ZM134 27V26H133ZM132 27V28H133ZM141 27V26H140ZM139 27V28H140ZM153 27V28H152ZM156 29H155V28ZM176 27V26H175ZM174 27V28H175ZM188 28L185 30L186 32L185 33H182V30H180V32L181 33H179V34H181L182 35V37H183V35H185L183 38H186L187 36V39L189 38H192V40L191 41H193L190 45H191V48L194 46V48L195 49H197L194 53H196L197 52V54L196 55H198L197 57H198V59H194V62H196V63H199L200 65H202V64H204V63H202L203 62V60H201L200 59V52L202 51L203 52V50H204V54H206V53H208L209 52V54L211 53V54H213V53H215L214 51H216L215 49H214V47H215V41L214 40H212V41H214L213 43H214V47H212V45H213V43L212 42H210V43H212V45H211V49H214V51L213 50H211V49H209L210 47L209 46H205L204 44V46L206 47V49H207V47H209L208 49H209V51H206V49H205V47L202 45V47L201 46H199L200 44H196L197 43V38H196V40H194L195 39V36H197V35H194L193 34V32H192V28H191V31L189 30L190 29V27L191 26H187ZM216 27V28H215ZM226 27V28H225ZM125 28V27H124ZM127 28V27H126ZM136 27H134V29H135ZM143 28V27H142ZM217 28L219 29V31L217 30ZM222 28V29H221ZM227 28H228V30H227ZM118 29H121V26L118 28ZM156 31H155V30ZM203 29V30H202ZM205 29H207V30H205ZM139 30V29H138ZM142 30V29H141ZM174 30V31H173ZM187 30H188V32H190V33H187ZM216 32H215V31ZM143 31H145V30H143ZM146 31V32H147ZM154 31L156 32V33H154ZM193 31H194V29H193ZM212 31V32H211ZM250 31V30H249ZM219 32V33H218ZM223 32V33H222ZM254 32V33H253ZM171 33V34H172ZM176 33V34H175ZM194 33H196V31H194ZM208 33H209V37L207 36L208 35ZM212 34V36H210L211 34ZM233 33L235 34V37H234V35H233ZM147 34H149V35H151L150 33H148L147 32ZM190 34H191V36H190ZM201 34V35H200ZM153 35H151V36H153ZM193 35V36H192ZM229 35H228V37H229ZM257 35V36H258ZM180 36V35H179ZM179 36H177L178 38H179ZM209 38V39H207V37ZM216 36V37H217ZM243 38H242V37ZM165 37V38H166ZM182 37H180V38H182ZM203 37H206L205 39H207L206 41H205V39H203ZM216 37H212L213 39L214 38H216ZM233 37L236 39V41H235V39H233ZM161 38H164V37H161ZM168 38V37H167ZM183 38H182V40H183ZM218 39H215L216 41H220V39H219V37H217ZM239 38H241L240 40H243L244 39V42H245V45L244 44H242L243 43V41H240L239 40ZM177 39V38H176ZM189 39H188V41H189ZM203 40V41H202ZM177 42H174V45H178V44H180L179 42H178V40H176ZM187 40H184V42L183 41H180V42H183V43H181V45H183L185 42H186ZM191 41H189V42H191ZM196 41V42H195ZM202 41V42H201ZM208 41V42H207ZM223 41H222V43H223ZM237 41H240V43L242 44V46H241V44L239 43H237ZM198 42V43H199ZM169 42H167V43H165V44H168ZM187 43V42H186ZM195 43V44H194ZM170 45H173V43L171 44V43H169ZM189 44L187 43V45L189 46ZM193 44V45H192ZM217 44L219 45H217V47H220L221 46V42H217ZM223 44V45H224ZM247 44V45H246ZM250 44V45H249ZM145 45V44H144ZM147 45V44H146ZM164 45V44H163ZM169 45V46H170ZM181 45H178V48H180L181 47ZM184 45H186V44H184ZM183 45V46H184ZM244 45V46H243ZM248 45L250 46V47H248ZM257 45H259V46H257ZM165 46V45H164ZM187 46V47H188ZM199 46V47H198ZM239 46V47H238ZM246 46V47H245ZM251 46H252V48H251ZM147 47H149V48H151L149 51H148V53H150L151 51H153L152 53H154V52H156L157 53V51H159V50H157V51H155L156 49H152V48H154L155 46H153V45H151V47H150V45L148 44V46ZM175 48H176V46H174ZM190 47V46H189ZM204 47V49L202 50L201 48H203ZM225 47V46H224ZM223 46H222V48H219V49H223L224 48ZM243 47H245V49L244 50H242V48ZM248 47V48H247ZM143 47H141V48H139L138 47V49H142ZM177 48V49H178ZM191 48H190V50H191ZM216 48V47H215ZM241 48V49H240ZM125 49V48H124ZM172 49V48H171ZM183 49V47L180 49V50H178V51H181ZM185 49V52H186V56H189L190 54L189 53H191V52H193V50L192 51H189V53H188V50H186L187 48L185 47L184 48ZM184 49H183V53L185 54V52H184ZM194 49V50H195ZM217 49V48H216ZM230 49H232V48H230ZM251 50V51H257L256 49H254V50ZM121 49H119V51H120ZM144 52H145V54H148V53H146V51L147 50H145V46H144ZM142 50V51H143ZM167 50V52H169V50H170V48L169 49H166ZM166 50H164L163 52L164 53H166ZM173 50V49H172ZM172 50L170 51V52H172ZM199 50H201V51H199ZM210 50H211V52H210ZM224 50H225V48H224ZM223 50V51H224ZM162 51V49L160 50V52ZM174 51H176V52H178L176 49H174ZM220 50H218V51H216L217 53V57H219V58H222L223 56H225V54H224V52H223V54L221 53V51L219 52ZM228 51H230V52H228ZM240 51H242V52H240ZM244 51V52H245ZM122 52H123V50H122ZM122 52H121V54H122ZM144 52H142L143 54H144ZM160 52H158V53H160ZM170 52H169V54H170ZM175 52V53H176ZM213 52V53H212ZM232 52V53H231ZM248 52V51H247ZM250 52V51H249ZM125 53H127V52H124V54H122V55H124L125 56ZM155 53V56L157 55ZM193 53V54H194ZM221 55H220V54ZM233 53H235V54H233ZM251 53V52H250ZM254 53V52H253ZM142 54V56H144ZM172 54H173V52H172ZM171 54V55H172ZM177 55H179V53H176ZM176 54H174V55H176ZM192 54V53H191ZM202 54V53H201ZM252 54V53H251ZM131 55V54H130ZM128 56V57H131V56ZM148 55H150V54H148ZM152 56H153V54H151ZM167 55V54H166ZM166 55H164V57H163V59L166 57ZM196 55H194V56H196ZM207 55V54H206ZM223 55V56H222ZM123 56V58H122V56L120 57V55H119V61H121V60H123L125 57ZM126 56H127V54H126ZM151 56V58L149 57L148 58V56L146 55V57H145V61H150V60H152L153 61V59H155L156 57H152ZM159 57H157V59H155V61L157 60L158 61V58L160 59V55H158ZM168 56V55H167ZM179 56H181V55H179ZM183 56V55H182ZM211 56H213V55H211ZM237 56H239V57H237ZM250 56H252V57H250ZM260 56V58L261 57H263L261 60H260V58H259V60H258V58L257 57H259ZM127 57V58H128ZM161 57H162V55H161ZM209 57H210V55H209ZM122 58V59H121ZM147 58V59H146ZM211 58V57H210ZM213 58H216L215 57V54H214V56H213ZM228 58H226V56L225 57H223V59H222V61H220L219 62V65H220V63H222L223 62V60H225L226 61V59L227 60H229ZM126 59V58H125ZM124 59V60H125ZM133 59V58H132ZM148 59H150V60H148ZM230 59V60H231ZM123 60V61H124ZM127 61L129 60V59H126ZM197 60V61H196ZM229 60V61H230ZM250 60V61H251ZM254 60H253V62H254ZM117 62H118V60H116ZM130 61V60H129ZM202 61V62H201ZM209 61V60H208ZM245 61H249V60H245ZM182 62V61H181ZM252 62V61H251ZM207 63V64H206ZM205 64H206V66H209V62H206ZM216 64H218V63H216ZM50 65V64H49ZM52 66H50V68L51 67H53V64H51ZM139 65V64H138ZM137 65V66H138ZM215 65V64H214ZM213 65V66H214ZM218 65V66H219ZM223 65V64H222ZM222 65H220V67H223ZM236 65V66H237ZM48 66V65H47ZM54 66H56V67H58L57 65H54ZM109 66V65H108ZM107 66V67H108ZM127 66V65H126ZM135 66H136V64H135ZM140 66H142V65H140ZM139 66V67H140ZM212 66V67H213ZM227 65H225L224 66V68L225 67H228ZM46 67V66H45ZM44 67V69L46 70V68ZM142 67H147V66H142ZM210 68H212L211 67V64H210V66H209ZM49 68V67H48ZM49 68V69H50ZM106 68V67H105ZM109 68L111 69V67L109 66ZM114 68H116L115 66H114ZM209 68V69H210ZM214 68H217V66L215 65V67ZM52 69H54V68H52ZM220 69H222V68H220ZM121 71V70H120ZM48 72V71H47ZM220 73V72H219ZM223 73V72H222ZM231 74V73H230ZM234 73H232L231 75H229V77L231 76V77H233V76H235V74L233 75ZM220 75V74H219ZM218 75V76H219ZM223 75V77H224V75H227L228 76V74H222ZM233 75V76H232ZM218 76H216L217 78H218V81H217V83L219 84V85H221V83H223V81L222 82H219V80L220 79H223V77H218ZM221 76V75H220ZM210 77H211V75L209 76V83L210 84H213L214 83V81H212V80H210ZM213 78L215 77V76H212ZM230 77V78H231ZM212 78V79H213ZM226 78H228V77H226L225 76V79ZM234 78V80H232ZM233 78H231V81H233V82H229V83H227V84H229V85H231L232 84V86H230V87H228V88H234V89H236V88H238L239 86L240 87H242V86H244V84H245V82L244 81H249V82H253V80H252V78H247V79H243L242 80V78H238L237 77V79H235L236 77H233ZM240 79L242 80V82H244V83H242V86H241V83H239V85L237 86V84H238V82L240 81ZM251 79V80H250ZM254 79V78H253ZM256 81H257V84H259L260 85V83H261V81H259L258 82V79H255ZM255 80H254V83H250V84H248V83H246V84H248V85H252V84H255V85H257L256 83H255ZM260 80V79H259ZM149 82V81H148ZM148 82H145V83H143V84H145V86L147 85V83ZM213 82V83H212ZM108 83V82H107ZM150 83H151V81H150ZM149 83V85L148 86H150L151 84ZM231 83V84H230ZM262 83L264 84V80L262 79ZM261 83V87H262V84ZM214 84H216V81H215V83ZM214 84H213V86H214ZM218 84H216V85H218ZM153 85H154V82H153ZM255 85H252V86H254V88L255 87H257L258 88V86L259 85H257V86H255ZM144 86V87H145ZM211 86V85H210ZM209 86V88H211ZM225 86H226V84H225ZM228 86V85H227ZM226 86V87H227ZM234 86H236V88L234 87ZM239 87V88H240ZM252 89V88H249V90H250V92L252 91V90H255V89ZM259 88H260V86H259ZM252 89V90H251ZM247 90V89H246ZM249 90H247V92H249ZM259 90H264V85H263V88L262 89H258V93H260L261 91H259ZM239 91V90H238ZM244 92V91H243ZM253 92V91H252ZM255 92V91H254ZM149 93V92H148ZM257 93V92H256ZM262 93H264V92H262ZM262 98V97H261ZM263 100H264V97L262 98ZM262 99H259V101L260 100H262ZM262 100V101H263ZM258 101V102H259ZM243 102V101H242ZM241 102V103H242ZM245 102V101H244ZM249 102V101H248ZM251 102V101H250ZM257 102V103H258ZM251 103H255V101L253 102H251ZM257 103H255V104H257ZM260 103L262 104V102H259V106H260ZM240 104V103H239ZM245 104H246V102H245ZM245 104H240L241 106L242 105H245ZM250 104V103H249ZM249 104H247V105H249ZM239 105V106H240ZM263 106H264V103L262 104ZM149 106V105H148ZM153 105H151L150 107H147V108H145V109H147V110H143V109H141V110H137L136 111V115H135V113L133 112V115H134V117H133V115H132V117H133V119H134V121L136 122H134L133 121V119H132V117H131V115L129 116L130 118V122L131 121H133L132 123L133 124H136V125H139V124H142V125H140L141 127H143V129H142V131H146L147 129H145V127L146 128H148L147 126H145V122L146 123H150V121L152 122L154 119H153V117H151L153 114L155 115V109H157V111H158V113H159V111L160 112H162L163 111V109H160V110H158V108H153L152 107ZM250 106V105H249ZM262 106V107H263ZM155 107V106H154ZM180 107V106H179ZM188 107V106H187ZM186 107V108H187ZM243 107V106H242ZM245 107H248V106H246L245 105ZM251 108H252V105L250 106ZM249 107V108H250ZM177 108L178 107H176V110H174V107H173V109H172V107H171V109L172 110H174L175 111V113H174V111H173V113L171 112V109H169L170 110V112H171V114H173V115H175V116H177L178 115V117H179V114H178V111H177ZM181 108H183V107H180L179 108V110H181ZM186 108H183V109H186ZM189 109H190V107H188ZM198 108V107H197ZM249 108H247V109H249ZM264 108V107H263ZM148 109L150 110L149 112H148ZM151 109H152V111H151ZM155 111H154V110ZM168 109H167V111L166 112H168ZM192 109H194V108H192ZM191 109V110H192ZM196 109V108H195ZM256 109V108H255ZM254 109V110H255ZM0 110H1V108H0ZM2 110H3V108H2ZM143 110V111H142ZM166 110V109H165ZM244 111H245V109H243ZM242 110V111H243ZM252 110V109H251ZM251 110H249V111H251ZM253 110V111H254ZM139 111V112H138ZM148 113H147V112ZM156 111V112H157ZM181 111H184V110H181ZM181 111H179V112H181ZM237 111H240V109L239 110H237ZM237 111H235L236 113H237ZM243 111V112H244ZM248 111V110H247ZM246 111V112H247ZM71 112V111H70ZM73 112V111H72ZM71 112V114H73ZM74 112H76V111H74ZM154 112V113H153ZM165 112V111H164ZM164 112H163V114H164ZM185 112H186V110H185ZM184 112V113H185ZM62 113V112H61ZM61 113H60V115H61ZM66 113V112H65ZM147 115H146V114ZM157 113V114H158ZM249 113V112H248ZM37 114H39V112H37L36 113V115ZM71 114H70V116H71ZM74 114H76V113H74ZM131 114H132V112H131ZM162 113H160V115H161ZM162 114V115H163ZM170 114V113H169ZM170 114V115H171ZM186 114V113H185ZM185 114H184V116H185ZM240 114V112L238 113V114H235V115H239ZM63 115V114H62ZM61 115V116H62ZM67 115V114H66ZM150 115V117L148 118V116ZM161 115V117H159V118H162L163 116ZM173 115H171L172 116V118H173ZM181 115V114H180ZM187 115V114H186ZM234 115V116H235ZM65 116V115H64ZM126 116H128V114L127 115H125L124 117L126 118ZM142 116V117H141ZM156 116V115H155ZM159 116V115H158ZM171 116L169 117V119L171 120L172 118H171ZM187 116H189V115H187ZM241 116V119H239V120H241V121H239V122H241L242 124H243V122H242V119H243V116H245V115H240ZM240 116H236V118L238 117V118H240ZM123 117V118H124ZM147 117V118H146ZM165 117V116H164ZM181 117H182V115H181ZM247 116H245V118H246ZM123 118H120V121H121V123L122 124H124L123 122H125V121H128L129 119H128V117H127V119L128 120H126L125 118V121H122V120H124ZM137 118H139V119H137ZM182 118H184V117H182ZM182 118H180V120L182 119ZM187 119H188V117H186ZM185 118V119H186ZM190 118V117H189ZM191 118H192V121H193V119H195V122L197 121L196 119H197V117H195V118H193L192 117V115H191ZM191 118L189 119V120H191ZM244 118V119H245ZM80 119H82V118H80ZM86 119V118H85ZM122 119V120H121ZM174 119V118H173ZM176 119V122H177V128L179 127L178 126V124L181 126V129H177L179 132H182L181 130H183L184 128H183V126L184 125H186L187 123V125H186V127H190V125H191V127L193 128V125L194 124H191V123H189V120H185V119H183V120H185V122H187V123H183L184 121H179V123H178V118L176 117L175 118ZM234 118H232V119H230V120H232L233 122H234V120H233ZM247 119V118H246ZM83 120V119H82ZM229 120V121H230ZM238 120V119H237ZM81 121V120H80ZM83 121H85V120H83ZM86 121H87V119H86ZM103 122H105L104 120H102ZM175 121V120H174ZM209 120H207V122H208ZM228 121V125H230V122H231V124L233 123L232 121H230L229 122ZM245 121V120H244ZM130 122H128V124H127V122L125 123V125L127 124V125H129L130 126V124H132V123H130ZM138 122V123H137ZM141 122V123H140ZM176 122L174 123V124H176ZM198 122V121H197ZM196 122V123H197ZM206 122V121H205ZM238 122V121H237ZM130 123V124H129ZM181 123V124H180ZM182 123H183V126H182ZM202 123V122H201ZM236 123V122H235ZM235 123H233V124H235ZM101 124H103V123H101ZM132 124V125H133ZM190 124V125H189ZM237 125H235V126H242L243 127V125L242 124H238V123H236ZM95 125H98V123H96ZM100 125V124H99ZM104 125V124H103ZM106 125V124H105ZM135 125V127H140V126H136ZM148 125V124H147ZM168 126L169 125H172L171 127H173L174 125H173V120H172V123L170 122V123H168L167 124ZM100 126H102V125H100ZM128 126V127H129ZM173 127L172 129L173 130H175L176 131V127ZM241 126H240V128H241ZM132 127V126H131ZM131 127H129V129H131ZM170 127V126H169ZM185 127V126H184ZM231 129H232V126H229ZM229 127H226V129L227 128H229ZM234 127V126H233ZM183 128V129H182ZM229 128V129H230ZM24 129V128H23ZM127 129V131H129L128 130V128H126ZM125 129V130H126ZM188 129H190V128H188ZM188 129L187 128H185L184 129V131L182 132V133H185V130H187L186 132H188ZM191 130V129H190ZM189 130V131H190ZM24 131H25V129H24ZM23 130H21V134H23L22 132H24ZM192 131V130H191ZM94 132V131H93ZM98 132H99V130H98ZM177 132V131H176ZM97 132L95 131L94 133H92L91 135H87V134H85V136L83 135V134H79L78 136H76L75 137V139H73V141H71V142H73V143H71V146H74V145H76V144H79V146H85V143H88L89 145H91L92 143L94 144V145H96L95 144V142H97V138H99L101 135V133H97L98 135H99V137H97V134H96ZM144 133V132H143ZM94 134H96V136H94ZM80 137H83L82 139L80 138ZM89 137L90 138H92V139H89ZM102 137V136H101ZM80 138V139H79ZM97 140H96V139ZM94 139V140H93ZM101 141L103 140V137L102 138H99ZM197 139V138H196ZM87 140H90L91 142H87ZM96 140V141H95ZM99 140V141H100ZM151 140H153V139H147V141H149V142H151V143H153ZM95 141V142H94ZM98 141V142H99ZM100 141V142H101ZM146 141V140H145ZM146 141V142H147ZM74 142H76V143H74ZM149 142H147V145H152L151 143L150 144H148ZM82 143V144H81ZM200 143V142H199ZM20 144V143H19ZM19 144H17L16 145V147L17 148H19V149H22L21 147H22V144H20V146H19ZM67 144L68 143H63L62 144V146H67ZM98 144V143H97ZM154 144V143H153ZM89 145H87V146H89ZM246 145V144H245ZM247 146H249V145H246V147ZM64 147V148H65ZM150 147H152V146H150ZM70 149V148H72V147H67L66 149ZM59 149H57V150H55V151H58ZM187 150H185L184 152H186ZM183 152V153H184ZM187 153V152H186ZM186 153H184L185 155H186ZM188 154H189V152H188ZM187 154V155H188ZM162 160H164V164H165V159H162ZM146 162V163H145ZM150 162V165H144L143 166V164H142V162L141 163H139V164H142V166H140V171H137V169L139 168V167H137V166H139L138 164H133V162H132V165H131V163H129V165L125 162V164H127V165H125L124 167H121V169H119L120 168V166H118V167H114L115 169H116V171L114 170V169H112V171H114V172H117V170L119 169V171L121 170L122 172H123V170H127V167H128V169H129V167H130V165L132 166L131 168V172H132V170L134 169V170H136V171H134V172H140V174H136V173H134V172H132V174H130V172L129 171H127V173H124L123 174V176H124V181L122 180V181H116L117 182V186L115 187V188H113V185H116L115 184V182L113 183V181H110V179H109V181L107 180L108 178H106V177H104V176H106V175H104V176H102V173L103 172H105L104 170L102 171V169H99V171L100 172H102L101 173V176L103 177H101L99 174H100V172L98 173L97 171L95 172L96 174H98L99 175V178H97V176L96 177H94L93 178V176H94V173H91V177H92V179H91V177L90 176H88L87 175V178H89L90 177V179L89 180H91V182L93 183L94 181L93 180H96L97 181V184H98V181H108L109 183H101L100 182V186H101V184H103L102 186H104L105 184H107L108 185V192L107 191H105L104 192V188H106V190H107V186L106 187H104L103 189L104 190H102L101 191V189H102V187H97V185L95 184L96 183V181L93 183L97 188H98V193L99 194H101V192H102V194H101V196L98 194V193H96V194H98V195H96V196H98V197H96V196H94L93 194H92V196H91V198L93 199V201H94V203H93V201H91L92 199L90 198V195H91V193H93V192H86L88 195H84L83 194V191H80V193L82 192V194L85 196V197H83L81 194H75V193H79V191H74V194H72L71 192H73V190H71V194H69V190H65V189H63L64 191H65V193H64V191L62 190V192H61V189H58V188H56L57 190H55L53 187H50V188H52V189H50V188H48L47 189V187L46 188H38V189H40V190H38L37 188L35 189V187H31V188H33L32 190H33V192H32V190L31 189H26V191H24V187L22 188V195L19 197L20 198V200H21V202L20 203H18L19 204V206H18V204H14V208L12 207V205L13 204H11L10 205V203H12L11 201H10V203L7 205V203L9 202L8 201V199H11L10 197H8L9 196V193L7 194H4L5 195V197H3V198H5L6 200H4L2 197V199H3V201L5 202V201H7V203H6V206L5 205H1L2 206V208L0 207V223L1 222H3V223H1L0 224V235L2 236L3 235V233H1L2 231L3 232H5L6 231V228H7V231L4 233V235H7V236H4L3 235V237H0V259L1 258H3L4 256H3V252L5 251V255H6V257H4L5 259L2 261L1 260V264H31V263H33V264H50V262L49 261H55V262H53L54 264H69V263H71V264H98V262L97 261H99L100 263L99 264H136V262H137V264H169V261H170V264H210V262H211V264H219L218 262H220V264H222V263H224V264H264V248H263V245H262V247H261V243H263L264 244V240H263V238H264V233H262V235H260V234H258L260 231H261V226H262V232L264 231L263 229H264V225L262 224V225H260V231H258V230H256L255 229V231L257 232L258 231V233H255V231H253L254 230V226H252V227H254L253 228V230L251 231L250 229H247L246 227V224H247V219L249 218L250 219V217L252 218V219H256V217H258L257 215L256 216H254L255 218H253L252 217V215H255L256 213H257V211H259L260 210V212H258L257 214H259V213H261V212H263L262 214H259L260 215V217L264 214V199L262 198L261 200H263V201H260V198H258V197H256V196H254L255 194H258V192H260V194H263L264 195V190L263 189H257L256 188V190H254L253 189V191H251L250 193H249V191H248V195H247V191H245V190H239L238 188L236 189L235 187H232V188H229V190L226 188V190L225 189H223V190H221L220 188V190L222 191H220V190H218V191H220L219 193H217V195H216V193L214 192H212L211 190H212V188L210 189V184H209V182L207 181V180H209V179H205V178H203V177H201L200 178V176L198 177H194V174H193V178L191 177L190 178V176H192V175H190V173L191 172H189L188 174L190 175H188L186 172L187 171H184V172H180L179 173V171H177V169H175L174 168V171H173V169H172V171H168L167 172V170L169 169V168H173V166H174V164H173V166H171V164H167L166 163V165H168V167L167 166H163V165H161V163L163 162H161V160L159 161L160 162V165L161 166H163V168L162 167H160V168H158L159 166H157L158 165V163H157V165L156 164H154V165H156V166H153V162H151V161H149ZM166 162H168V161H166ZM143 163L144 164H147L148 162L147 161H143ZM169 163H170V161H169ZM149 164V163H148ZM163 164V163H162ZM151 165H152V167H156L158 170H160V169H163L164 170V172L166 171L167 172V174L169 175V176H173L174 178H175V176H177V174L179 173V175L176 177V180L178 179L179 180V184L181 185L182 184V186H181V188L180 189H178L179 187H180V185H178L179 187L176 189V188H174L175 189V191L173 190L172 191V193L169 191L170 189H173V188H170L168 185V187H164V189L166 188H168V190L167 191H169V193L170 194H168V193H166V190H162L164 193H166L165 195H166V197L164 196H161L162 195V193H161V198L163 197V201H162V199L160 198V196H157L158 197V201L159 202H155L156 200H157V198L156 197H154L155 199V201L153 200V195H154V193L155 192H153V190H152V188H150L151 190H150V192H152V194H146V192H147V189H149V186H151V185H153V188H155L154 186H156L157 187V185L156 184H158V183H160V182H162V179H167V177H168V175H166V173H164V175L162 174L163 173V171L162 170H160L159 172L157 171V169L156 168H154L153 170H151ZM107 167V168H106ZM109 167H110V165H108V166H105V169H107L106 171H107V173L109 172L108 170H109ZM113 166H111L110 168H112ZM126 167V168H125ZM141 167H143V168H141ZM168 169H167V168ZM174 167H176V168H179L178 166H174ZM123 168H125V169H123ZM148 169V168H150L149 170H146V169ZM165 168L167 169V170H165ZM143 169H145V170H143V172L141 173V171ZM155 169H156V174H155V172H154V174L155 175H158V173H160V172H162V173H160L159 175H160V177L159 178H157L156 177V179L154 178L155 177V175H153L152 176V174L150 175V173H153V171H155ZM169 170H171V169H169ZM111 170H110V172H112ZM117 172L118 174L119 173H121V172ZM152 171V172H151ZM109 172V173H110ZM113 172V173H114ZM125 172V171H124ZM150 172V173H149ZM158 172V173H157ZM176 172H178V173H176ZM113 173H111V174H113ZM117 173H115V175L114 176H117ZM129 173V174H128ZM134 173V174H133ZM145 174V176H144V174ZM174 173H176V174H174ZM95 174V175H96ZM104 174V173H103ZM143 174V175H142ZM171 174V175H170ZM173 174V175H172ZM181 174H184L185 176H181ZM192 174V173H191ZM120 175V174H119ZM109 176H111L110 174H109ZM138 176H140V177H138ZM150 176V177H149ZM189 176V177H188ZM196 176V175H195ZM108 177V176H107ZM112 177V176H111ZM111 177H109V178H111ZM120 177H122V176H120ZM164 177V178H163ZM166 177V178H165ZM183 177V178H182ZM184 177H186V178H184ZM95 178H97V179H95ZM102 178V179H101ZM113 178V177H112ZM112 178H111V180H112ZM117 178V177H116ZM115 177H114V180L116 179ZM135 178H136V180H135ZM170 178V177H169ZM174 178H172L173 180H175ZM181 179V182H180V179ZM190 178V179H189ZM103 179H105V180H103ZM119 180H120V178H118ZM143 179V180H142ZM150 179H153L152 181L150 180ZM160 179V180H159ZM193 179V180H192ZM198 179V180H197ZM200 179V180H199ZM203 179V180H202ZM155 180H157V181H155ZM158 180H159V182H158ZM176 180L175 181H173V182H176ZM177 180V181H178ZM204 180H206V182L204 183L203 181ZM133 181H140V185H144V186H148V188H145L144 186H143V188L144 189H142V188H138V187H134L133 188V185H134V183H133V185L131 184ZM143 181H145V182H147V183H154V181H155V183L156 182H158V183H154V184H147V183H144ZM151 181V182H150ZM168 181V183L167 184H171L172 183V181H171V178L169 179V180H167ZM192 181V182H191ZM196 181V182H195ZM198 181V182H197ZM200 181H201V183H200ZM113 183V185H112V183ZM137 182V183H138ZM143 182V183H142ZM169 182H171V183H169ZM207 182H208V187H206V184H207ZM129 183V184H128ZM177 184H178V182H176ZM175 183V185H177ZM191 183H193V185L191 184ZM197 183V184H196ZM211 183H212V185L214 184L212 181H211ZM124 184V185H123ZM128 184V185H127ZM139 184V183H138ZM136 185V186H139V185ZM147 184V185H146ZM162 186H164V184L166 185V181L164 180V183L162 182V183H160ZM186 184V185H185ZM191 184V186H189V185ZM205 186H204V185ZM110 185V186H109ZM112 185V186H111ZM118 185H119V187H118ZM121 185H123V186H121ZM160 185V186H161ZM211 185V187H213ZM158 186H159V184H158ZM160 187V188H163V187ZM201 186V187H200ZM215 186V185H214ZM20 187H22L21 185H20ZM111 187L114 189V191H113V189H112V191H111ZM142 187V186H141ZM171 187H173L172 185H171ZM175 187V186H174ZM189 187V188H188ZM198 187V188H197ZM135 188L137 189V191H135V193L136 192H139V193H137V194H135V193H133L134 191H131V189H134L135 190ZM160 188H158L157 187V189H159V191H160ZM190 189V190H188V189ZM193 188H194V190H193ZM207 188V189H206ZM35 189V190H34ZM126 189V190H125ZM146 189V190H145ZM156 189V188H155ZM154 189V191H156ZM213 189H214V187H213ZM27 190H29V191H27ZM37 190V191H36ZM116 190V191H115ZM118 190V191H117ZM129 190V191H128ZM145 192H144V191ZM188 190V191H187ZM191 190H192V192H191ZM198 190V191H197ZM205 190V191H204ZM215 190H217V189H215ZM214 190V191H215ZM228 190V191H227ZM34 191H35V194H34ZM58 191H60V192H58ZM66 191H68V193H66ZM143 192V195H144V193H145V196L147 195H151V199L154 201H152L153 202V206H155V204H164L163 206L161 205L160 207H159V205H158V207H157V205L154 207V208H156L157 207V209H161V207H162V209H163V207L165 208V212L164 211H162V212H164L163 214H165V215H163L162 214V212L160 213V211H158L157 209H154V211L156 210V211H158L159 213H158V217L156 216V218H158V219H160V214H162L163 215V217H161V219L160 220H163L162 221V224H165L166 222V220H164V216L166 217V213L167 214H170V215H168V216H170V217H168V218H170V219H172L173 218V221H174V225L172 224L173 222H172V220H170V219H168V218H165V219H167V221H171V222H169V224H168V222H167V224L168 225H170V223L173 225V226H178V228H177V230H179V226H181V227H185V229H187L188 230V228L189 227H191V225H192V227L191 228H195L198 232H196V230H195V232H196V234L193 232L192 234L193 235H195L196 236V238L197 239H199V240H197V239H195V236H194V238L193 239H191L190 237L191 236H193L192 234H191V236L190 237H188L187 239L188 240H190V242H187L188 240L186 239V236L184 235H182L183 237H185V240L184 239H182L183 237H181V239H179L180 237L178 236H176L174 233H175V230L174 229H172V228H175V227H173L172 225L171 226H169V227H171L170 229H172L173 231H171L172 232V234H165L163 231H162V229L160 230V227L162 226H160L159 227V230L161 231L160 233L159 232H156V233H158L157 235H159V234H161V235H163V236H165V235H170V237L168 238L167 236L166 237H164L163 238V236H158V239H157V241H156V238H157V235L155 234V236H154V240H152L153 238H150L149 239V237L147 236L146 238H148L149 239V245H147V242H145L146 240H144L145 239V236L147 235L146 234V226L144 227L143 225L144 224H139L138 222H140V221H138L137 219V221L135 220V219H133V217H129L130 215L132 216H134V212H135V214H137L136 212H137V210L135 211V210H132L133 208L135 209V207H133V206H130V205H132L133 203H136L137 204V202H138V199H137V201H136V195H138V194H142L141 192ZM189 191H190V193H189ZM258 191V192H257ZM25 192V193H24ZM27 192H28V194H27ZM33 193V196H30L29 194H32ZM41 192H42V194H41ZM44 192H45V194H44ZM106 192L107 193H109V194H107V196H109V197H111V198H107V196H104V195H106ZM113 192H116L118 195H115V194H113ZM149 192V193H150ZM176 192V193H175ZM252 192L254 193V195L252 194ZM58 193V194H57ZM60 193H61V195H60ZM175 193V194H174ZM196 193V194H195ZM199 193V194H198ZM213 194V196H215V197H213V198H209V200H208V198H206V202H205V200H203L205 197L204 196H206V194H209V195H212ZM222 193V194H221ZM225 195H224V194ZM245 193V194H244ZM24 194L26 195L27 194V196H24ZM38 194V195H37ZM44 194V195H43ZM104 194V195H103ZM127 194V195H126ZM131 194H132V196H131ZM134 194V195H133ZM195 196H194V195ZM215 194V195H214ZM227 194H228V196H227ZM251 194V195H250ZM4 195H2V196H4ZM47 195V196H46ZM102 195H103V197H102ZM121 195V196H120ZM126 195V197L127 198H125L124 196ZM143 195H140L141 197H142V200H141V197H139V204H137L136 206H138V205H140V200H141V202L144 200V198H145V196H144V198H143ZM164 195V194H163ZM169 195V196H168ZM174 195V196H173ZM7 196V197H6ZM45 196V197H44ZM76 196V197H75ZM79 196V197H78ZM86 196H88V198H89V201L90 202H92L93 204H96V203H98V200H97V202H96V200L95 199H98L99 197H102L104 200H105V198H107V199H109V202H108V200H105V201H103L102 202V199H99V203L98 204H96L97 205V207H98V205H99V207H100V205H103V207H105V206H107L106 207V209H105V211L103 210V207L101 208L100 207V209H102V211L99 209V207L98 208H96V207H91L92 208V210H95V211H91L90 209H88V210H86V208H88V206L89 205H87L88 204V202L89 201H87L88 199L86 198ZM94 196V197H93ZM117 196H119V198L118 199H120V201H121V205H119V202L120 201H118L117 200ZM133 196L135 197V198H133ZM147 196H146V198H145V202H147L146 200L148 199V201L150 200L149 198H147ZM247 196V197H246ZM251 196V197H250ZM22 197V198H21ZM23 197H25V198H23ZM31 197V198H30ZM41 197V198H40ZM59 197V198H58ZM96 197V198H95ZM150 197V196H149ZM206 197H208V196H206ZM209 197H211V196H209ZM221 197V198H220ZM250 199H249V198ZM256 197V199H254V198ZM27 198H30V200L32 199V198H34L33 200L34 201H30L29 199H27ZM37 198V199H36ZM40 198V199H39ZM43 198V199H42ZM75 198H77V199H75ZM81 199V200H78V199ZM84 198H85V201H87V202H85V201H82V200H84ZM95 198V199H94ZM122 198V199H121ZM123 198L124 199H128V200H132V204H129V206L127 205V202H129L128 200H126V201H123ZM258 198V199H257ZM2 199H0V200H2ZM22 199H24V200H22ZM28 201H27V200ZM110 199H112L113 200V202H112V200H110ZM200 199H202V207H200V212H199V210H198V212H196L197 211V209L195 210V209H193L194 211H195V214H196V216H195V218H194V213H192V211L190 210V209H192L193 207L194 208H199L198 206H197V204L199 205V206H201L200 204ZM232 199V200H231ZM243 199V200H242ZM244 199H245V202H243L244 201ZM253 199V200H252ZM40 202H39V201ZM54 200V201H53ZM133 200H135L134 202H133ZM172 200H175V201H172ZM196 200H198V201H196ZM200 200V201H199ZM211 200V201H210ZM217 200V201H216ZM223 200V201H222ZM237 200V201H236ZM26 201V202H25ZM45 201H47V202H45ZM49 201H51V203L49 202ZM82 201V202H81ZM107 201V202H106ZM161 201V202H160ZM187 201H190V202H188L187 203ZM192 201V202H191ZM232 203H231V202ZM29 202V203H28ZM39 202V203H38ZM81 202V203H80ZM86 204H85V203ZM96 202V203H95ZM104 203V204H102V203ZM122 202H126V203H124V205L126 204L127 206H128V208H131V209H129V210H131V211H134V212H131V211H127V209H121V208H123V207H121V206H124V205H122L123 203ZM152 202L151 201H149V204L148 205H151L152 204ZM180 202V203H179ZM200 204H199V203ZM204 202H205V204H204ZM207 202H209V203H207ZM227 202V203H226ZM250 202V203H249ZM260 202V203H259ZM1 203H2V201H1ZM28 203V204H27ZM34 203V204H33ZM36 203H38V204H36ZM44 203H47V204H44ZM75 203V204H74ZM82 203L84 204V206L85 205H87V206H83L82 205ZM112 203V204H111ZM173 203V204H172ZM194 203V204H193ZM195 203H197V204H195ZM217 204V205H219V206H217V205H215V204ZM261 203H263V204H261ZM49 204V205H48ZM61 204V205H60ZM73 204V205H72ZM91 206H93V204H91V203H89ZM110 204H111V206H114V204H116L115 205V209H114V207H113V211H111L112 210V207L110 206ZM142 204V203H141ZM172 204V205H171ZM190 204V205H189ZM224 204V205H223ZM258 204V205H257ZM16 205V206H15ZM24 205H26L27 207H29L28 209H27V207L26 206H24ZM43 205V206H42ZM45 205H46V207H45ZM64 205V206H63ZM68 205V206H67ZM75 205V206H74ZM82 205V206H81ZM118 205H119V208H118ZM125 205V206H126ZM143 205V204H142ZM144 205H146L145 203H144ZM204 205V206H203ZM245 205V206H244ZM255 205H257V206H254ZM261 205V206H260ZM8 206V207H7ZM10 206V207H9ZM21 206V207H20ZM51 206V207H50ZM78 206V207H77ZM95 206V205H94ZM126 206V207H127ZM141 206V205H140ZM172 207V208H170V207ZM174 206V207H173ZM187 206L189 207V208H187ZM191 206V207H190ZM197 206V207H196ZM216 207V209H213V208H215ZM228 206V207H227ZM248 206V207H247ZM250 206V207H249ZM258 206H259V208L261 207L262 208V210H261V208L259 209L258 208ZM8 208V209H6V208ZM11 207H12V210H11ZM16 207H18L17 209H16ZM48 207V208H47ZM50 207V208H49ZM59 207V208H58ZM83 207H84V209H83ZM90 207V206H89ZM110 207H111V209H110ZM169 207V208H168ZM183 207H185V208H187L186 210H188V211H186L185 210V208H183ZM247 207V208H246ZM3 208H5V209H3ZM78 210H77V209ZM81 208V209H80ZM93 208H96V209H93ZM108 208L110 209V211H108ZM117 208H118V210H117ZM136 208H138V207H136ZM181 208H183V210L184 211H186L187 213H183V210L181 209ZM226 208V209H225ZM244 208V209H243ZM248 208H250V209H248ZM253 208V209H252ZM25 211H24V210ZM42 209V210H41ZM71 209V210H70ZM75 209V210H74ZM98 209H99V213H97V211H98ZM161 209V210H162ZM170 209V210H169ZM179 209V210H178ZM182 210V213L186 216V218L184 217V215H182V213H181V210ZM225 209V211H226V213H224V212H222V210H224ZM246 209V210H245ZM247 209L249 210V211H247ZM253 211H252V210ZM10 212H8V211ZM14 210H17V211H14ZM67 210H68V212H67ZM97 210V211H96ZM115 210V211H114ZM123 210H126V211H124L123 212ZM175 210V211H174ZM217 210H219V212H217ZM228 210V211H227ZM235 210V211H234ZM238 210H241V211H238ZM245 210V211H244ZM70 211V212H69ZM72 211H74V212H72ZM84 213H83V212ZM92 213H91V212ZM101 211V212H100ZM103 211L104 212H109L107 215L106 214H103ZM117 211V212H116ZM167 211V212H166ZM180 211V212H179ZM193 211V212H194ZM216 211V212H215ZM238 211V212H237ZM253 212V213H251V212ZM12 212V213H11ZM13 212H16L15 214H14V216H13ZM116 212V213H115ZM119 212V214H120V216L122 217V221H121V219H119V218H121L120 216H119V214H117ZM153 212V211H152ZM172 212V213H171ZM189 212H191L192 213V215H191V213H190V215H188V213ZM228 212H230V213H228ZM39 213V214H38ZM72 213V214H71ZM78 213V214H77ZM80 213V214H79ZM126 213H128V214H126ZM130 213V214H129ZM132 213V214H131ZM156 213V212H155ZM154 213V214H155ZM176 213V214H175ZM212 213V214H211ZM228 213V214H227ZM243 213V214H242ZM245 213H247L248 215H246ZM1 214H3V217H1ZM73 214H74V216L76 217H74L73 216ZM76 214V215H75ZM82 214V215H81ZM126 214V215H125ZM157 214V213H156ZM204 214V215H203ZM229 214H231V215H229ZM241 214H242V216H241ZM252 214V215H251ZM81 215V216H80ZM127 215H129V216H127ZM175 216V218H174V216ZM181 215V216H180ZM224 217H226V218H229V219H226V218H223V216ZM229 215V216H228ZM190 216V217H189ZM31 217H33V218H31ZM85 217V218H84ZM181 217V218H180ZM183 217H184V219H183ZM240 217V218H239ZM243 217V218H242ZM248 217V218H247ZM259 217V219H261V221L263 222V217H261L260 218ZM7 218H8V220H7ZM111 218H113V219H111ZM115 218V219H114ZM124 218V219H123ZM130 218H131V220H130ZM163 218V219H162ZM190 218V219H189ZM222 218H223V220H222ZM237 218V219H236ZM238 218H239V220H238ZM242 218V219H241ZM2 219H4L5 220V222H4V220H2ZM61 219H63V221L61 220ZM83 219V220H82ZM85 219V220H84ZM88 219V220H87ZM129 219V220H128ZM158 219H156L157 221H158ZM181 219V220H180ZM188 219H189V223H188ZM211 219V220H210ZM218 219V220H217ZM224 219H225V221H224ZM244 219H245V222L246 223H244ZM251 219V220H252ZM34 220H37V221H33ZM56 220V221H55ZM72 220V221H71ZM115 220V221H114ZM10 221V222H9ZM25 221L26 222H28L29 223V221H30V223H29V225H28V223H25ZM55 221V222H54ZM60 221V222H59ZM74 221V222H73ZM124 221H126V226L124 225V224H122ZM157 221H156V223H157ZM175 221H177V222H179V223H177V222H175ZM200 221V222H199ZM212 221H214V222H212ZM218 221V222H217ZM242 222L241 224H243L241 227L243 228V229H247V232H248V230H249V233H247L246 232V229L245 230H243V232H245L246 234H248V237L247 238H249L248 240H250L251 238V236H252V239H253V236L255 235L256 237H257V235L256 234H258L260 237L262 236V241L263 242H260L261 241V239H259V236L256 238H254L252 241H251V243L249 244V243H247L246 241H247V238L245 237V236H247L245 233V236H244V234L242 233V231H241V227H240V223H238L237 224V222ZM32 222V223H31ZM73 222V223H72ZM92 222V223H91ZM128 222H130V224L128 223ZM163 222H165V223H163ZM188 223V224H186L187 226H185L184 224H181V223ZM204 224L202 227H201V225H202V223ZM208 222H209V224H208ZM234 222V223H233ZM261 222V223H262ZM8 223V224H7ZM34 223V224H33ZM38 223V224H37ZM43 223V224H42ZM58 223H60L59 225H58ZM90 223V224H89ZM127 223H128V228H130V227H132V224H133V226L134 227H132V228H130V230H132V231H130V230H128L126 227H127ZM140 223H142V222H140ZM158 223H160L159 221H158ZM177 223V224H176ZM191 223V224H190ZM197 223H198V225H197ZM207 223V224H206ZM221 225H220V224ZM224 225H223V224ZM228 223V224H227ZM231 223V224H230ZM233 223V224H232ZM264 223V222H263ZM3 224V225H2ZM23 224H24V226H23ZM31 224H33V225H35V226H33V225H31ZM37 224V225H36ZM42 224V225H41ZM92 224V225H91ZM96 224V225H95ZM100 226H99V225ZM107 224V225H106ZM139 224V225H138ZM161 224V223H160ZM180 224V225H179ZM210 224H212V225H210ZM215 224V225H214ZM218 224V225H217ZM240 224V225H239ZM259 224H260V222H259ZM259 224L257 223V225H258V227H259ZM6 225V226H5ZM156 225H158L159 226V224H156ZM156 225H155V229H157V227H156ZM198 226V228H197V226ZM200 225V226H199ZM238 228H234L235 226ZM257 225H256V227H257ZM2 226H4V227H6L4 230H3V228L4 227H2ZM17 226H19L18 227V230H17ZM39 226V227H38ZM46 226V227H45ZM94 226V227H93ZM117 226V227H116ZM130 226V227H129ZM139 227V228H137V227ZM218 227V229H217V227ZM223 228H222V227ZM233 227V229H235V230H231L229 227ZM239 226V227H238ZM24 227V228H23ZM25 227H26V229H25ZM30 227H31V229H30ZM93 227V228H92ZM95 227L97 228V229H95ZM136 227V228H135ZM206 227V228H205ZM207 227H209V228H207ZM226 227H228L227 229H226ZM231 227V228H232ZM248 227H250V228H252L251 226H248ZM257 227V228H258ZM41 228V229H40ZM85 228V229H84ZM125 228L128 230H125ZM144 228V229H143ZM194 228L192 229V230H194ZM205 228V229H204ZM212 228V229H211ZM16 229V230H15ZM24 229L26 230V231H24ZM33 229H34V232H33ZM42 229H43V231H42ZM51 229V230H50ZM53 229V230H52ZM62 229V230H61ZM90 231H89V230ZM107 229V230H106ZM137 229H139V232H138V230L136 231ZM140 229H142V232L140 231ZM181 229V228H180ZM182 229H184V228H182ZM184 229V230H185ZM206 229H208V230H206ZM209 229H210V231H209ZM215 229V230H214ZM231 230V233H232V231H233V233H235V234H233V236H231V234H229L228 235V231L226 232L227 233V236H226V233H225V230ZM2 230V231H1ZM12 230H14V231H12ZM39 230V231H38ZM44 230H46V231H44ZM64 230V231H63ZM145 230V236H144V234H143V231ZM158 230V229H157ZM158 230V231H159ZM189 230H190V228H189ZM214 230V231H213ZM230 230H229V233H230ZM31 231V232H30ZM38 231V232H37ZM58 231H60L59 233H58ZM92 231V232H91ZM94 231V232H93ZM124 231V232H123ZM191 231V230H190ZM201 231H203V232H201ZM222 231L224 232V234H225V236L227 237H225V238H223V234H221L222 233ZM250 231L252 232V233H250ZM13 234H12V233ZM25 232V234H27V236L25 235V234H23V233ZM29 232V233H28ZM45 232H46V234H45ZM74 232V233H73ZM131 232H135V234H133L132 235V233ZM177 232V231H176ZM192 232V231H191ZM207 234H206V233ZM214 232V233H213ZM220 232V233H219ZM236 232L237 233H239V232H241L242 233V235H241V233H240V235H239V237H241V236H244L245 237V239H243V240H245L244 242L243 241H241L240 239H239V237H237L238 236V234H236ZM254 232V233H253ZM11 233V234H10ZM20 233H21V235L23 236V235H25V237H28V234H29V236H30V239H35V240H37V243H35V241H33L32 240V242H29L28 240H29V238H25V239H28L27 241H28V244H30V243H33L32 245H33V247H31L32 249H31V252H30V247H23V245H21V244H25V243H27V241L25 242V241H23L24 240V238L20 235ZM43 233V234H42ZM61 233H63V234H61ZM73 233V234H72ZM84 233V234H83ZM109 233H111L110 235H109ZM138 233V234H137ZM139 233L140 234H142V235H139ZM205 233V234H204ZM210 233V234H209ZM36 234V235H35ZM39 234H40V236H39ZM60 234V235H59ZM75 234V235H74ZM89 234V235H88ZM91 234V235H90ZM95 234V235H94ZM106 234V235H105ZM116 234V235H115ZM126 234H127V236H126ZM197 234H201V236L199 237H197ZM215 235V234H218V235H215V236H213V235ZM221 234V235H220ZM249 234H253V235H249ZM44 235V236H43ZM56 235V236H55ZM203 235V236H202ZM206 235V236H205ZM210 235V236H209ZM212 235V236H211ZM236 235V236H235ZM17 237L19 240H21L20 238L22 237V241H19L18 239H16L15 237ZM19 236H20V238H19ZM33 236H36V237H33ZM46 236V237H45ZM64 236V237H63ZM95 236V237H94ZM108 236H111V237H108ZM115 236V237H114ZM121 236H123V237H121ZM125 236V237H124ZM129 236V237H128ZM135 236V237H134ZM136 236H141V237H143V238H139V237H136ZM189 236V235H188ZM218 236H219V238H218ZM235 236V238H238V240L237 241H235V238L232 240V238ZM250 236V237H249ZM6 237V238H5ZM12 237H14L16 240H18V242H20V243H18V242H16V240L14 239V238H12ZM40 237V238H39ZM114 237V238H113ZM161 239H160V238ZM204 237V240H200L201 238H203ZM205 237H206V239H208L207 241H206V239H205ZM221 237L223 238V239H221ZM231 237V239L229 240V238ZM243 237V238H244ZM2 238H4V239H2ZM57 240H56V239ZM79 238H81L80 240H78ZM84 240H83V239ZM88 240H86V239ZM93 238V239H92ZM116 238V239H115ZM122 238V239H121ZM210 238V239H209ZM212 238V239H211ZM214 238V239H213ZM216 238V239H215ZM11 239H14V243L16 244V243H18V244H16V246H18V247H16V246H14L15 244H13V243H11L13 246H14V248L16 247L17 249H19L20 251L23 249V252H21V253H19V250H12L13 248V246L11 247V246H8V245H10V242H9V244H7V242L8 241H10ZM66 239V240H65ZM92 239V240H91ZM176 239V240H175ZM177 239H179L180 240V242L178 241L177 242ZM219 241H218V240ZM225 239V242H223V240ZM52 240V241H51ZM98 240V241H97ZM151 240L152 241H154L153 242V244L152 245H150V243H151ZM184 240L186 243H184L183 244V242L182 241ZM214 240V241H213ZM6 242V244L4 245V243ZM62 241V242H61ZM71 241V242H70ZM79 241V242H78ZM87 243H86V242ZM101 241V242H100ZM110 241V242H109ZM116 241H118V242H116ZM126 241V242H125ZM155 241H156V243H155ZM158 241L160 242V243H158ZM172 241H174V243L172 242ZM194 241H199V242H194ZM202 241V243H200ZM204 241H206V242H208V245H205L204 246V244H207L206 242H204ZM220 241H222V242H220ZM253 241H255V242H253ZM257 241V242H256ZM12 242V241H11ZM22 242H25V243H22ZM38 242L40 243V245H45V246H42V247H40V250H41V248H42V250L43 251H46V250H49V253L51 252V249H52V253H50L55 259L53 260V259H51V255L48 253V251L47 252H44V253H42V252H40L39 250H37L39 247L38 246H40L39 244H38ZM54 242V243H53ZM62 244H61V243ZM81 242V243H80ZM125 242V243H124ZM204 242V243H203ZM209 242L211 243V244H209ZM260 242V243H259ZM44 243V244H43ZM64 243V244H63ZM67 243V244H66ZM78 243V244H77ZM127 243V244H126ZM136 243V247L134 246V244ZM155 243V244H154ZM169 243V244H168ZM178 243H179V245H178ZM200 243V244H199ZM214 243H215V246H214ZM217 243V244H216ZM224 243V244H223ZM257 243H259V245L260 246H257L255 249H254V247H253V245H256ZM36 244H38L37 246H36ZM60 245V247H59V245ZM82 244V245H81ZM84 244V245H83ZM108 244V245H107ZM131 244V245H130ZM158 246H157V245ZM171 244H172V246H171ZM173 244H177V246L175 247V245H173ZM221 244V245H220ZM248 246H247V245ZM34 245H35V247L37 248H35L34 249ZM50 245V246H49ZM56 245V246H55ZM117 245H119V246H117ZM133 245V246H132ZM142 245V246H141ZM169 245V246H168ZM182 245V246H181ZM184 245V246H183ZM187 245V246H186ZM195 245L197 246V247H195ZM203 245V247H201ZM211 245V247H209ZM218 245V246H217ZM244 245V246H243ZM245 245L247 246L246 248H245ZM252 245V246H251ZM258 245V244H257ZM3 246H4V248H6V249H3ZM8 246V247H7ZM21 246H22V249H20L21 248ZM46 246H49L50 247V249H49V247H46ZM82 246V247H81ZM125 246V247H124ZM139 246V247H138ZM179 246H180V248H179ZM193 246V247H192ZM223 246V247H222ZM11 247V250L10 249H8V248H10ZM61 247H62V249H61ZM118 247V248H117ZM121 249H120V248ZM141 247V248H140ZM143 247V248H142ZM173 249H172V248ZM184 247V248H183ZM185 247H186V249H185ZM189 247V248H188ZM190 247H191V249H190ZM205 247H206V249H208L209 248V250H206L205 249ZM243 247H244V249H243ZM249 247V248H248ZM251 247V248H250ZM259 247V250L257 249ZM15 248V249H16ZM24 248L26 249V248H28L27 250H29L28 252H30V253H27V251H25L24 250ZM43 248H46L45 250L43 249ZM65 248V249H64ZM68 248H69V250H72L73 251V253H75L74 252V250L75 251H77L76 253L78 254V255H75V256H78L79 258H80V260H79V258L77 259V257H73L72 259H71V255H73V253H72V251H69L68 250ZM151 248V249H150ZM156 248V249H155ZM161 248H163L162 249V251H164L163 253L162 252H160L161 251ZM166 248H168V249H166ZM179 248V249H178ZM261 248V249H260ZM263 248V249H262ZM34 249V250H33ZM58 249V250H57ZM115 249V250H114ZM119 249V250H118ZM155 249V250H154ZM167 250V252L168 253H166V250ZM172 249V251H170ZM181 249V250H180ZM197 249V250H196ZM216 249V250H215ZM220 249V250H219ZM36 250V251H35ZM98 250V251H97ZM134 250V251H133ZM152 250H154L153 252H152ZM179 250V251H178ZM186 250V251H185ZM199 250L201 251V252H199ZM241 250V251H240ZM247 250H249V251H247ZM7 251H9L11 254H9V252H7ZM24 251H25V253H24ZM38 251H39V253H40V255L38 254ZM58 251V252H57ZM96 251V252H95ZM106 251H107V253H106ZM137 251V252H136ZM157 251V252H156ZM183 253H182V252ZM192 251V252H191ZM206 251H208V252H206ZM209 251H210V253H209ZM36 252V253H35ZM61 252V253H60ZM144 252V253H143ZM150 252V253H149ZM173 252V253H172ZM176 252V253H175ZM181 253V254H179V253ZM230 252V253H229ZM240 252V253H239ZM246 252H247V254H246ZM13 253H15V255H21L20 256V258H18V260L19 259H24V260H26L27 259V262L25 261V262H23V261H20V263H18L19 261L17 260V258H16V256H14V254ZM16 253H18V254H16ZM33 253V254H32ZM35 253V254H34ZM41 253H42V255H44V254H47V256H49V258L46 256V258H45V256H42V257H44L45 259H47V262H46V260H42V258L41 257H39V256H41ZM69 253V254H68ZM72 253V254H71ZM75 253V254H76ZM95 253V254H94ZM139 253V254H138ZM162 253V254H161ZM170 253L171 254H173V255H171L170 256ZM177 253H178V255H177ZM200 253V254H199ZM214 253V254H213ZM219 253H220V255H219ZM227 253V254H226ZM245 253V254H244ZM250 255H249V254ZM64 254V255H63ZM66 254H68V256H71V257H69V259L68 258H66V257H68ZM71 254V255H70ZM120 254V255H119ZM125 254V255H124ZM149 254V255H148ZM159 254V255H158ZM160 254H161V256H160ZM169 256H168V255ZM186 254V255H185ZM192 254V255H191ZM199 255V256H197V255ZM207 254V255H206ZM233 254V255H232ZM240 254V255H239ZM65 255H66V257H65ZM104 255V256H103ZM151 255V256H150ZM167 255V256H166ZM175 255H177V256H175ZM184 255V256H183ZM209 255V256H208ZM245 255V256H244ZM248 255V256H247ZM24 257V258H21V257ZM109 256V257H108ZM142 256V257H141ZM146 256V257H145ZM175 256V257H174ZM188 256H190L189 258H188ZM259 256V257H258ZM34 257V258H33ZM52 257V258H53ZM56 257H57V259H56ZM117 257H119V258H117ZM125 257V258H124ZM127 257V258H126ZM153 257V258H152ZM157 257V258H156ZM168 257V258H167ZM169 257H171V258H169ZM174 257V258H173ZM182 257V258H181ZM209 257V258H208ZM217 259H216V258ZM225 257V258H224ZM252 257V258H251ZM257 257V258H256ZM43 258V259H44ZM63 260H62V259ZM66 258V259H65ZM75 258V259H74ZM117 258V259H116ZM124 258V259H123ZM156 258V259H155ZM164 258L166 259V260H164ZM180 258V259H179ZM114 259V260H113ZM136 259V260H135ZM139 259H142V260H139ZM152 259V260H151ZM171 259H173L174 261H171ZM219 259V260H218ZM228 259H230V260H228ZM7 260V261H6ZM31 260V261H30ZM34 260V261H33ZM56 260H57V262H56ZM72 260V261H71ZM81 260L83 261V262H81ZM116 260H117V262H116ZM148 260V261H147ZM178 262H177V261ZM189 260H191V261H189ZM221 260V261H220ZM29 261V262H28ZM37 261V262H36ZM38 261H40L39 263H38ZM44 261V262H43ZM68 261V262H67ZM77 261V262H76ZM79 261V262H78ZM114 261V262H113ZM123 263H122V262ZM92 262V263H91ZM95 262V263H94ZM214 262V263H213ZM222 262V263H221ZM226 262V263H225ZM52 264V263H51Z\"/></svg>", "mask_w": 264, "mask_h": 264}]
</instances>
